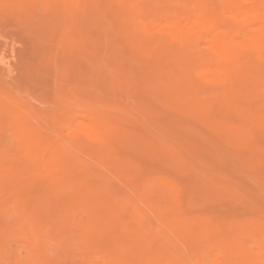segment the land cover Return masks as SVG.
<instances>
[{
    "label": "bare ground",
    "instance_id": "6f19581e",
    "mask_svg": "<svg viewBox=\"0 0 264 264\" xmlns=\"http://www.w3.org/2000/svg\"><path fill=\"white\" fill-rule=\"evenodd\" d=\"M17 1V0H16ZM20 1H22L21 3H22V5H24L25 6V4H26V6L25 7H27V10H26V8L24 7L23 8V6H22V10H26V12L25 13H27V12H29L28 14H24V12L22 11L21 12V10L19 11V9H20V7H21V4H20V7L18 8V12H16V13H18V14H20L21 15V17L19 16V15H17V16H19L20 18H21V20L25 17V16H27L28 18H26L25 17V20L27 21V19H30V18H32V16L31 17H29L30 15H31V13L30 12H34L35 11V9L34 8H31V7H35L36 5H38V3H39V1H41V0H20ZM44 2H45V5L47 6V7H49V9H53L54 8V10H52V11H54V13H53V16H52V18H50V20H48V21H46V22H48L47 24H46V29H47V27L48 28H50V29H52V30H54L55 32H57L56 30H58V29H60V32H59V37H60V34H61V37H60V41L62 42V43H64V42H66L67 41V37H68V34H69V31H70V33H72L71 31L74 29H72L71 30V28H68L69 26H63V27H60L58 24H57V19H58V21H60L59 20V18H58V16H57V14L56 13H58V12H60L61 10H62V12H60L61 14L63 13V18H64V22H65V19H66V21H68V20H70L71 21V15L72 14H75L74 15V17H79L77 14H80V11H81V9H83V11H82V13H84V12H86L87 11V5L89 4V1H88V4H86V7H84L85 5H84V1L85 0H43ZM99 1V3H102V2H100V1H103V0H98ZM110 1H112L113 3L112 4H114L112 7H114V6H116V7H114V9L116 8L117 10H113V8H111V7H109L108 6V0H104V2H106L105 4L104 3H102V6L99 8L100 9V11L102 12V13H104V10H102L101 8H103L104 6H105V8H103V9H106V8H108L107 9V11L109 10V9H112L113 10V12H117L115 15L113 14V12H107L108 13V15L110 14V15H112L114 18V20H113V25L111 24V22L109 23L108 22V25L107 24H105V22L104 23H102L101 21H108L109 19L107 18V17H105V16H107V14H101L102 16H103V18L105 17V18H107V19H102V17H101V19H100V15H98L99 16V18L97 17V15L96 14H100L101 12L99 11V9L96 11V9H95V11H94V13H96V14H94L95 15V19H96V17H97V19H100L99 21L100 22H98V23H95L94 22V20L92 21V22H89V27L91 28V29H93V30H97L96 32H94V35L98 32L100 35H99V40L100 41H102L103 40V45H106V47L109 49V46L110 45H112L111 47H113L114 46V44H112V42H113V35H112V33L110 32V31H112L111 30V26H110V24L112 25V27L113 28H117V31H118V33H119V35H118V37H120L121 39H120V41L119 42H121V40L123 41V42H126L127 44H128V46L130 47V50L134 53V54H138V53H140L141 52V50H149V51H152L154 54L156 53V52H159V51H163L164 52V54L166 55V54H171L170 55V57H171V59L172 58H175L176 57V55L173 57L172 55L175 53V50H176V52L177 53H184L185 54V56L183 57V58H185V59H183V58H179L180 60L179 61H176V62H178V65L180 64V65H183V64H185L186 65V63H189L190 62V64H191V62L193 61H198V63H199V66H200V69H198L199 71H198V74H199V76H200V78L201 79H203L205 82H206V85H205V87L206 88H208V89H210V90H208V91H210L211 92V90H214V95H213V92H211L212 93V98L214 99V101H215V103L217 104V100H219V102H221V101H223L224 103H225V108H227L226 109V111L230 108V110H229V112L231 113L232 111L234 112V110H235V108L237 107L236 105H234V101H233V103H232V101H231V99L233 98V99H236L235 97V93L236 94H239V93H242V94H245L248 90H250V87H249V89H248V87H247V85H248V82L252 79V71H253V67L251 66L252 65V59H257V61H258V63H260V65H261V67L263 68V70H264V0H220L221 2H222V5L219 7H217V5H219V4H214V7H210L209 5H210V3L211 2H207V0H175V2H176V5L174 6V5H172L170 2V4L173 6V7H171V6H169V3H168V0H167V2L165 1L163 4H168L167 5V7L166 8H168L167 10H166V8H164V11L166 10V11H168L167 13H166V11H165V13H164V11L163 10H158L155 6H150V5H152V4H150L151 2H150V0H145V2H144V0H110ZM155 1V0H154ZM210 1V0H209ZM213 2L214 1H216V0H212ZM2 2H3V0H2ZM10 2V1H9ZM8 2V0L7 1H5V3L7 4V3H9ZM15 2V1H14ZM43 2V3H44ZM91 2H93V3H91ZM146 2L149 4V5H147L146 4ZM156 2V1H155ZM183 2H186V4H185V6H184V8H182V5H181V3H183ZM212 2V3H213ZM217 2V1H216ZM4 3V2H3ZM2 3V4H3ZM11 3V2H10ZM13 3V2H12ZM55 3V5L53 6V4ZM86 3H87V0H86ZM90 3L91 4H94V6H96L98 3H97V0H91L90 1ZM96 3V4H95ZM111 3V2H110ZM209 3V4H208ZM211 3V4H212ZM15 4H16V2H15ZM57 4V5H56ZM58 4H59V6H58ZM4 5V4H3ZM11 5V4H10ZM43 5V4H42ZM84 5V6H83ZM104 5V6H103ZM111 5V4H110ZM216 5V6H215ZM2 6V5H1ZM9 6V5H8ZM13 6H14V4H13ZM16 6V5H15ZM39 6V5H38ZM56 6V7H55ZM58 6V7H57ZM180 6V7H179ZM37 7V6H36ZM82 7V8H81ZM170 7V8H169ZM12 8V7H11ZM11 8H10V13H11ZM28 8H29V10H28ZM31 8V9H30ZM59 8H60V10H59ZM86 8V9H85ZM93 8V7H92ZM159 11L158 12V14H157V10ZM6 11H8L6 8H4ZM9 9V8H8ZM34 10V11H31V10ZM40 10H41V8H39ZM38 9V10H39ZM162 9V8H161ZM48 9H46V10H44L45 12L47 11ZM84 10H86V11H84ZM90 10H92V9H90ZM37 11V10H36ZM35 11V12H36ZM44 11L43 12H41L42 14L44 13ZM89 11V10H88ZM156 11V12H155ZM1 12V11H0ZM2 12L4 13L5 11H3L2 10ZM1 12V13H2ZM14 12V11H13ZM19 12H21V13H23V14H21V13H19ZM100 12V13H99ZM160 12H162V14L160 13ZM7 13V12H6ZM6 13H4V14H6ZM9 13V12H8ZM9 13V14H10ZM38 13H40L39 11H38ZM105 13H106V11H105ZM157 14V15H155V14ZM165 15H164V14ZM86 14H87V12L85 13V16H86ZM22 15H25L24 17L22 16ZM32 15H35V14H32ZM44 16H46V15H49L48 13L47 14H43ZM43 15H41L40 16V14L38 15V14H36V16H34L33 18H32V20L30 19V21H33V19H34V23L36 22V20H35V18L36 17H40V19H42L41 17H43ZM58 15H59V13H58ZM77 15V16H76ZM2 15L0 14V17H1ZM4 16V15H3ZM11 16H14V14L12 15V13H11ZM60 16V15H59ZM69 16H70V18H69ZM73 16V15H72ZM81 16H83L84 17V15H81ZM87 16H89V15H87ZM111 16V17H112ZM48 18H49V16H47ZM18 18V17H17ZM44 18V17H43ZM47 18V19H48ZM88 18V20H89V17H87ZM92 18V17H91ZM93 18H94V16H93ZM39 18H37V20H38ZM39 19V20H40ZM45 19H46V17H45ZM0 20H3V19H0ZM20 20V21H21ZM24 20V21H25ZM44 19H42L41 21H43ZM62 20V19H61ZM82 20V19H81ZM23 20H22V22H24ZM29 21V20H28ZM63 21V20H62ZM69 21V22H70ZM73 18H72V21H71V24L73 23ZM83 21H85L86 22V20H83ZM95 21H97V20H95ZM44 22V21H43ZM68 22V23H69ZM26 23V22H25ZM45 23V22H44ZM88 23V22H87ZM87 23H84L85 25H87ZM101 23V24H100ZM29 24V23H28ZM66 24V23H65ZM25 25V24H24ZM61 25H62V23H61ZM68 25H70V24H68ZM7 26H8V24H7ZM14 26V25H13ZM27 26V28L29 29V27H30V30H32L31 29V27L33 26L34 28H37V26L35 27L34 25H26ZM39 26H41V27H43L44 25H41V23H40V25ZM39 26H38V29H39ZM77 25H75L74 27H76ZM41 27H40V29H41ZM73 27V26H72ZM9 28V27H8ZM77 28H79V27H77ZM112 28V29H113ZM38 29H33L34 30V32H39L38 31ZM43 29V28H42ZM9 30V29H8ZM115 30V29H114ZM10 31V30H9ZM18 31V30H17ZM79 31V30H78ZM33 32V33H34ZM40 32L42 33V30H40ZM46 32V31H45ZM73 32H74V30H73ZM11 33H13V32H11ZM22 33V32H21ZM115 33V32H114ZM17 34H18V32H17ZM90 34V33H89ZM93 34V33H92ZM2 35V34H1ZM5 35V34H4ZM50 35V34H49ZM75 35V34H74ZM3 36V35H2ZM18 36V35H17ZM35 36V35H34ZM33 36V37H34ZM37 37L39 36V35H36ZM47 36V35H46ZM51 36H52V34H51ZM83 36V35H82ZM13 37V36H12ZM21 37V36H20ZM43 37V36H42ZM74 37H76V36H74ZM1 38V37H0ZM22 38H23V36H22ZM85 38V37H84ZM4 39H7V38H3L2 40H4ZM9 39H10V36H9ZM12 39H14V38H12ZM32 39V38H31ZM39 39V38H38ZM41 39V38H40ZM52 39V38H51ZM50 40V39H49ZM55 40V39H54ZM7 41V40H6ZM35 41V40H34ZM29 42H31V40L29 41ZM40 42H41V40H40ZM99 42V41H98ZM2 43V42H1ZM5 43V42H4ZM10 43V42H9ZM37 43V42H36ZM35 43V44H36ZM46 43V42H45ZM78 43H79V41H78ZM93 43V42H92ZM100 43V42H99ZM10 44H12V43H10ZM38 44V43H37ZM40 44V43H39ZM57 44V43H56ZM60 44V43H59ZM58 44V45H59ZM65 44V43H64ZM86 44V43H85ZM121 44H122V42H121ZM3 45V44H2ZM31 45H32V43H31ZM30 45V46H31ZM78 45V44H77ZM116 45H118V42L116 43ZM13 46V45H12ZM41 46V45H40ZM40 46H38V47H40ZM80 46V48H81V45H79ZM78 46V47H79ZM100 46V45H99ZM119 46H120V44H119ZM128 46H127V48H128ZM203 46V50H205L204 52L203 51H201L200 50V48ZM2 47V46H1ZM32 47V46H31ZM47 47V46H46ZM64 47V46H63ZM77 47V46H76ZM83 47V46H82ZM86 47H88V46H86ZM90 47V46H89ZM89 47H88V49H89ZM98 47V46H97ZM115 47V46H114ZM123 47V46H122ZM126 47V46H125ZM16 48V47H15ZM42 48V47H41ZM40 48V49H41ZM66 48H67V46H66ZM69 48V47H68ZM117 49L118 48H120V47H116ZM124 48V47H123ZM126 48V49H127ZM177 48H181V50L182 51H178L177 50ZM43 49V48H42ZM86 50H87V48H85ZM122 49V48H121ZM202 49V48H201ZM110 50V49H109ZM128 50V49H127ZM5 51H6V48H5ZM13 51V50H12ZM22 51V50H21ZM36 51V50H35ZM42 51V50H41ZM49 51V50H48ZM68 51V50H67ZM89 51V50H88ZM119 51V50H118ZM10 52V51H9ZM51 52H52V50H51ZM105 52H109L107 49L105 50ZM111 52H113V51H111ZM6 53V52H5ZM5 53H3V54H5ZM39 53V52H38ZM85 53V52H84ZM142 53V52H141ZM152 53V54H153ZM159 53H161L160 55H162V52H159ZM11 54V53H10ZM34 54V53H33ZM47 54V53H46ZM163 54V55H164ZM1 55V54H0ZM58 55V54H57ZM56 55V56H57ZM62 55V54H61ZM79 55H81V54H79ZM37 56V55H36ZM39 56V55H38ZM98 56V55H97ZM100 56V55H99ZM98 56V57H99ZM141 57H142V60H144V62H145V60H150L149 59V57L147 56V58L146 59H144V55H140ZM178 56V55H177ZM180 56H181V54H180ZM180 56H178V57H180ZM3 57H5V56H3ZM41 57V56H40ZM48 57V56H47ZM93 57V56H92ZM91 57V58H92ZM102 57H104V56H102ZM162 57V56H161ZM168 57V56H167ZM15 58V57H14ZM38 58V57H37ZM65 58V57H64ZM1 59V58H0ZM5 59V58H4ZM12 59V58H11ZM41 59V58H40ZM69 59V58H68ZM72 59V58H71ZM94 59H95V57H94ZM104 60L102 61V64L104 65V66H108L109 67V69H111L110 67H111V65H110V63H109V61H106V62H104L105 61V58H103ZM127 59V58H126ZM157 59V58H156ZM168 59H170V58H168ZM178 59V58H177ZM183 59V60H182ZM139 60V59H138ZM147 60V61H148ZM35 61H37V60H35ZM101 61V60H100ZM1 62H2V60H1ZM8 62V61H7ZM6 62V63H7ZM46 62V61H45ZM57 62H59V61H56L55 63H57ZM92 62H93V60H92ZM120 62L121 61H119V64L117 63V62H115L116 63V65L118 64V65H120ZM124 62V61H123ZM151 62V61H150ZM152 62H153V60H152ZM152 62H151V64H152ZM161 62V61H160ZM169 62V61H168ZM192 62V63H193ZM255 61H253V63H254ZM4 63V62H3ZM41 63V62H40ZM44 63V62H43ZM63 63V62H62ZM83 63V62H82ZM157 63V62H156ZM161 63H164V62H161ZM195 63V62H194ZM193 63V64H194ZM255 63H257V62H255ZM21 64V63H20ZM49 64V63H48ZM47 64V65H48ZM113 64H114V62H113ZM112 64V65H113ZM160 64V63H159ZM170 64H173V62L172 63H170ZM5 65V64H4ZM10 65V64H9ZM16 65V64H15ZM63 65V64H62ZM117 65V66H118ZM184 65V67H186V68H188L187 66H185ZM21 66H24V65H20V67ZM43 66V65H42ZM41 66V67H42ZM86 66V65H85ZM162 66V65H161ZM167 66V65H166ZM169 66V65H168ZM176 66H177V64H176ZM191 66V65H190ZM38 67H39V65H38ZM76 67V66H75ZM148 67V66H147ZM155 67H157V66H155ZM163 67V66H162ZM164 67H165V64H164ZM173 67V66H172ZM183 66H181L180 68H184ZM195 67V66H194ZM9 68V67H8ZM50 68V67H49ZM57 68V67H56ZM55 68V69H56ZM79 68V67H78ZM118 68V67H117ZM185 68V70H187ZM22 69V68H21ZM41 69H43V67L41 68ZM58 69V68H57ZM90 69V68H89ZM149 69H151V68H149ZM171 69V68H170ZM15 70V69H14ZM59 70V69H58ZM72 70V69H71ZM113 70V69H112ZM130 70V69H129ZM152 70V69H151ZM153 70H154V68H153ZM152 70V71H153ZM179 70V69H178ZM184 70V69H183ZM193 70V69H192ZM81 71V70H80ZM90 71V70H89ZM91 71H93V70H91ZM104 71V70H103ZM116 71H118V70H116ZM115 71V72H116ZM165 72H160V71H158V70H156V71H153L152 72V74H151V77L149 78L150 80H151V82L154 80H156V82L158 81V82H160V83H162V81H163V79H164V77L166 78H168L167 79V82L169 81V79H170V86H168V87H166L167 89H166V91H168V89L170 88L171 89V93H170V98H171V101H172V104H171V102L169 101V102H167L168 101V99H167V101H164V103H166L167 102V104H166V106L164 105V103H158L157 105H159V106H162L163 107V105H164V110L163 111H161V117L163 116V113L162 112H164L165 111V113H166V109H168V107L170 108L171 106H168V104H171V105H174V106H172L171 108L173 109V111L171 110V109H168V110H170L169 112L171 113V111H172V113L176 110V113H173V114H167V115H169V121L171 122V123H173L172 122V117H170V115H174V114H178V116H177V118L179 117L180 118V116L182 117V118H186V121L188 120V116H185V117H183V115H185V112L187 111V109L188 110H190L188 107H190V108H192V107H195V109H193V112H196L195 113V115L197 114L198 115V113H197V111H199V108L200 107H202V108H204V107H208V106H205V104H203L199 99H197V98H195V96L198 94V93H196V92H198V91H195V90H197L198 88H195L194 87V84H193V87H191V89L189 88V89H187L186 91H189L190 90V94L188 93L187 95H183L182 94V91H183V88L182 87H184V85L185 84H183V83H180L179 81H180V79H178L177 78V76L173 73V71H166V70H164ZM3 72V71H2ZM39 72V71H38ZM52 72V71H51ZM69 72V71H68ZM73 72V71H72ZM87 72V71H86ZM167 72V73H166ZM194 72V71H193ZM40 73V72H39ZM57 73H58V71H57ZM92 73V72H91ZM95 73H96V71H95ZM94 72H93V74H91V76L90 77H95L98 73H99V75H101L100 74V71L98 72V70H97V74H95ZM118 73V72H117ZM133 73V72H132ZM181 73V72H180ZM59 74H60V72H59ZM76 74H78V73H76ZM166 74L168 75V76H166ZM4 75V74H3ZM39 75V74H38ZM46 75V74H45ZM55 75V74H54ZM140 75V74H139ZM164 77H163V76ZM259 75H260V73H259ZM15 76V75H14ZM47 76V75H46ZM56 76H58V75H56ZM66 76V75H65ZM107 76V78L106 79H109L110 81V83L112 82V85L113 84H115L116 85V82H117V87L116 88H119L118 87V84H119V76H117V75H115L114 74V72H112V71H110L109 70V72H108V74L106 75ZM137 76V75H136ZM146 76H148V75H146ZM195 76V75H194ZM197 76V75H196ZM195 76V77H196ZM40 77V76H39ZM80 77V76H79ZM118 77V78H117ZM126 77V76H125ZM139 77V76H138ZM137 77V78H138ZM256 77H258V75L256 76ZM48 78V77H47ZM103 78H104V76H103ZM103 78H101V83H99L100 82V79H99V82H94V84H96V83H99V84H103L104 85V83H103ZM120 78H124V77H120ZM163 78V79H162ZM180 78V77H179ZM181 78H184V77H181ZM186 78V77H185ZM76 79V78H75ZM115 79H118L117 81L115 80ZM132 79H134V78H132ZM136 79V78H135ZM139 79H141V80H143V78L140 76V78ZM145 79V78H144ZM178 79V80H177ZM5 80V79H4ZM7 80V79H6ZM6 80H5V82H6ZM103 80V81H102ZM112 80V81H111ZM114 80H115V83H114ZM146 80V79H145ZM144 80V81H145ZM149 80V81H150ZM189 79H187L186 81H188ZM7 81H9V80H7ZM50 81V80H49ZM77 81V80H76ZM79 81V80H78ZM106 81V80H105ZM128 81V83L127 84H131V83H134V82H131V80L129 81V79L127 80ZM133 81V80H132ZM148 81V80H147ZM166 81V80H165ZM174 81V82H173ZM190 81V80H189ZM252 81H254V82H256V80L255 79H253ZM120 82H121V80H120ZM146 82V81H145ZM145 82H142L143 84H144V88L147 86V85H145ZM155 82V83H156ZM164 82V81H163ZM190 82H192V81H190ZM4 83V82H3ZM7 83V82H6ZM76 83V82H75ZM151 83V87H150V89L152 90V88H153V86H154V88L157 90V93H153V94H151L152 96L155 94H160V93H164V92H162V90H164V88L162 87L163 86V84L160 86V84L159 83ZM165 83V82H164ZM172 83V84H171ZM245 83H247V85H245ZM67 84V83H66ZM91 84H93V82L91 83ZM93 84V85H94ZM121 84H122V82H121ZM121 84H119V85H121ZM124 84V83H123ZM122 84V87L124 86ZM142 84V85H143ZM155 84V85H154ZM173 84H174V86H173ZM202 84V83H201ZM251 84H254V83H251ZM73 85V84H72ZM87 85V84H86ZM90 85V84H89ZM102 85V86H103ZM106 85V84H105ZM104 85V86H105ZM111 84H110V86H112ZM141 85V86H142ZM165 85H168V83H166ZM172 85V86H171ZM207 85L209 86V87H207ZM249 85H250V83H249ZM9 86V85H8ZM95 86V85H94ZM102 86H99L98 85V87H97V85H96V90H98V88H99V90H101L100 89V87L102 88ZM104 86H103V90H104ZM107 87V88H111V87ZM128 87L129 86H131V88L130 89H132V88H135V87H132V85H127ZM223 87L224 88V90H223V93L222 94H219V91H218V89L220 90L221 89V87ZM253 86V85H252ZM258 86V87H257ZM261 87V89L263 90L262 92H264V80H262L261 82H260V85H256V87L259 89L260 87ZM13 87V86H12ZM11 87V88H12ZM56 87H58V86H56ZM65 87V86H64ZM78 87V86H77ZM115 88V86L113 85L112 86V88ZM165 87V86H164ZM173 87V88H172ZM197 87V86H196ZM199 87H201V86H199ZM219 87V88H218ZM247 87V88H246ZM55 88V87H54ZM66 88V87H65ZM76 88V87H75ZM89 88V87H88ZM105 88H106V86H105ZM107 88H106V90H107ZM126 88V87H125ZM125 88H123V89H125ZM214 88V89H213ZM254 88H255V85L253 86V88L251 89L252 91V93H253V90H254ZM257 88H256V90H257ZM13 89H15V88H13ZM18 89V88H17ZM20 89V88H19ZM26 89V88H25ZM28 89V88H27ZM57 89V88H56ZM58 89H60V88H58ZM69 89H72V88H69ZM128 89V88H127ZM145 89H147V88H145ZM154 89V90H155ZM172 89H173V92H172ZM201 89H203L202 87H201ZM246 89H247V91H246ZM74 90V89H73ZM98 90V91H99ZM122 90V89H121ZM149 90V89H148ZM147 90V91H148ZM256 90H254V91H256ZM80 91H82V90H80ZM86 91V90H85ZM131 91V90H130ZM184 91H185V89H184ZM186 91L184 92L185 94H186ZM258 91V90H257ZM26 92V91H25ZM57 92H59V90H57ZM61 92V93H60ZM60 92L58 93V94H62V89H60ZM100 92V91H99ZM160 92V93H159ZM221 92V91H220ZM262 92H258L257 94L255 93V95H257L258 96V94H261L260 95V97H264V95L262 96ZM24 93V92H23ZM22 93V94H23ZM79 93V92H78ZM117 93V92H116ZM119 93V92H118ZM123 93V92H122ZM131 93L133 94V93H135V91H131ZM130 93V94H131ZM143 93V92H142ZM141 93V94H142ZM146 93L147 92H145L144 93V95H146ZM149 93H150V91H149ZM248 93V92H247ZM250 93V92H249ZM248 93V94H249ZM252 93H250V95L252 96ZM21 94V95H22ZM26 94H29V92H26ZM31 94V93H30ZM30 94H29V97H30ZM74 94V93H73ZM98 94H100V93H98ZM102 94V93H101ZM129 94V96H131ZM158 95L157 97H156V99H155V102H158V101H156L157 99L159 100V102H162V98H161V96H163V98H164V100H166L165 99V97L166 98H169L168 97V93H165L166 94V96L165 95ZM205 95H206V93H204ZM204 94H201L200 93V96L199 95H197V96H199V97H201V96H203ZM65 95V94H64ZM117 95V94H116ZM143 95V94H142ZM204 95V96H205ZM234 95V96H233ZM240 95V94H239ZM250 95H247V97H249ZM7 96V95H6ZM23 96V95H22ZM61 96V95H60ZM69 96V95H68ZM68 96H66V98H64V99H67V97ZM128 96V95H127ZM165 96V97H164ZM201 97V98H204V101L206 102V99L208 98V96H206V97ZM233 96V97H232ZM2 96H0V99H4V97L3 98H1ZM62 97L63 96H61L60 98H61V102H62V100H64V99H62ZM72 97V95L70 96V98ZM74 97V96H73ZM78 97V96H77ZM105 97V96H104ZM134 94H133V96L131 97L132 98V102H133V100H134ZM143 97V96H142ZM146 96H144V98H145ZM150 97V96H149ZM154 97V96H153ZM159 97V98H158ZM239 97V96H238ZM237 97V98H238ZM246 97V99L247 100H249L248 98ZM17 98V97H16ZM19 98V97H18ZM70 98H68V99H70ZM75 98V101H76V99L78 100V101H76V102H79V99L78 98H76V97H74ZM128 97H126V98H124L123 97V99H125V100H130L129 98L127 99ZM151 98V97H150ZM149 98V99H150ZM206 98V99H205ZM256 98V97H255ZM262 98H261V100H262ZM67 99V100H68ZM73 99V98H72ZM119 99V98H118ZM260 99V98H259ZM258 99V100H259ZM66 100V101H67ZM109 100V99H108ZM148 99H146V101H147ZM151 100V99H150ZM149 100V101H150ZM161 100V101H160ZM170 100V99H169ZM201 100H203V99H201ZM209 100V99H208ZM255 100V99H254ZM264 100V99H263ZM4 101V100H3ZM6 101V100H5ZM4 101V103H6ZM8 101V100H7ZM65 101V100H64ZM63 101V102H64ZM62 102V103H60L61 105L62 104H67V106L71 103H74L73 105H75V102H71V101H73V100H71L70 99V102L69 103H67V102ZM83 100H81V103H83L82 102ZM128 101H127V103H128ZM144 101H145V99L143 100V103H144ZM145 101V103H147ZM211 101V100H210ZM217 101V102H216ZM236 101H238V100H236ZM240 101V100H239ZM251 101V100H250ZM15 102V101H14ZM28 102V101H27ZM26 102V103H27ZM36 102H38L37 100H36ZM36 102H34L35 104H36ZM114 102V101H113ZM154 102V101H153ZM152 102V104L153 105H155L156 106V103L154 104ZM223 102H221V103H218L217 104V106H218V108H219V106H220V104H222ZM249 102V101H248ZM264 102V101H263ZM262 102V103H263ZM0 103H1V101H0ZM11 103V102H10ZM26 103H24V105L26 104ZM39 103V102H38ZM211 103V102H210ZM210 103H208V105L210 104ZM215 103H212L211 104V107L213 106V104H215ZM237 102H235V104H236ZM241 103V102H240ZM250 103V102H249ZM257 103H260L261 105H262V103H261V101H258ZM257 103H255V105L257 104ZM2 104H3V102H2ZM1 104V105H2ZM16 104H17V102H15V107H16ZM18 104L20 105V102H18ZM66 104L64 105L65 107H67L66 106ZM78 104V103H77ZM90 104V103H89ZM123 104V103H122ZM133 104H136L135 103V101L133 102ZM163 104V105H162ZM0 105V106H1ZM12 104H10V106H11ZM41 105H43V104H41ZM58 105V104H57ZM56 105V106H57ZM86 105H88V104H86ZM118 105V104H117ZM125 105H127L126 103H125ZM129 105V104H128ZM131 105H132V103H131ZM138 105V104H137ZM145 105V104H144ZM143 105V106H144ZM148 105H150V103L148 102ZM147 104H146V106H148ZM239 105V104H238ZM241 105V104H240ZM238 106L237 108H236V111L233 113H229L228 111L226 112V111H224L225 110V108L223 107V111L224 112H226V113H224L223 112V114L224 115H221L222 113V109L221 108H219V111H218V109H217V107H216V109H217V115L219 114V112L221 113L220 115H221V119H219L218 117L219 116H216V115H213V113L214 112H216V111H212L211 112V110H215V107L213 106V109L211 108H205V110H206V112L208 113V111L209 112H211L210 113V115L212 114L213 116H211L210 118H213V117H215L216 119H215V121L214 122H212L211 121V119L209 118V115L207 114V113H205V114H207V115H205L204 113H203V111H201V115H198V119L199 118H201V116L204 114L205 116H206V118H204V115L202 116L203 118H201V120L202 119H204V121L203 122H200V121H196L197 120V118H196V120L194 121V120H192L193 118H195L194 116V114H193V112L191 113L192 114V116H193V118L192 119H189V121H188V123H186L185 122V120L184 119H182V120H184V122L187 124L186 126H189V127H195V130L197 131V132H200V131H198L197 129H202V127H206V125H207V129L209 130V126H210V131H208L207 129H204L203 131H205V133L202 131V133H204L206 136H207V134H210V133H212V131H213V133H212V135L210 134V136H212V137H216L217 139H219V138H222V137H226L227 138V144H225V142H223L224 144V146L223 147H225V145L226 146H228L229 144H233L234 145V143H237V146L239 147H242V148H245L246 150H247V154H245L244 153V155H243V157L245 156H247V159H245V158H242V156L240 157L239 155H242L243 153H236V152H233V150H232V148H233V145H232V147H231V149L229 148V150H227V149H224V150H222L223 149V147L221 148V149H219L218 147V150L220 151V152H222V153H225V155H223V157L222 156H220L219 154H217L216 152V154L217 155H219L220 157H222L224 160H222V163H221V159H220V162L219 161H217L218 160V158L214 161V163L215 162H219V166H217L218 167V169L220 170V168L219 167H221L222 166V164H224V169L226 170V167L227 168H230V164L228 163H226L228 160H227V158L225 157V156H227V155H229L230 153H226V150H227V152H231V150H232V155H231V159H232V156H233V158H234V160H232L231 161V164H233V167H234V172H235V170L237 171V163H238V161H237V159L235 160V157H240V159L242 158V165H241V168H243V170L240 168V170H241V173L240 174H242V176H243V173H244V175L247 177V179L249 178V176H247L248 175V173H246V172H249L250 170H249V168H254V166L255 165H253L254 163H257V166H255V168L256 169H251L252 171H253V173L250 171V173H249V175H251V174H253V175H251L250 176V178L249 179H253V178H255V177H257V174H259V173H256L255 172V174H254V170H256V171H258V172H260L261 174H262V172L264 173V166H261V165H263L264 163H263V160L264 159H262V158H260V155H262L263 157H264V148H262L261 146H259L261 143L260 142H262V141H260V139H258L257 137H260L261 136V138H262V136L264 137V129H263V131L261 130V132H259V133H261V135L260 136H258L257 135V139H258V141H259V143L258 142H256V140H255V138H254V140H253V142H251L252 141V136H251V134H249V133H251L250 131H251V127H249L250 129H249V133H248V131L246 130L247 129V127H245V125H246V122L244 123V122H242L241 121V123H240V125L241 126H238L239 128V130L238 129H236L237 127V125L238 124H236L237 123V117L239 116V114H236V112L237 113H240V111H239V109H240V107H242V106ZM244 105V104H243ZM8 106V105H7ZM13 106V105H12ZM72 106V105H71ZM89 106V105H88ZM93 106V105H92ZM152 106V105H151ZM159 106H156V107H153V109L154 108H156L155 110H157V108L159 107ZM168 106V107H167ZM176 106V107H175ZM224 106V105H223ZM247 107L246 108H249L250 109V107L248 106V105H246ZM258 106V105H257ZM257 106H255V107H257ZM260 106V105H259ZM3 107H4V105H2V107H0V110L2 109L3 111L4 110H6V106L4 107L5 109H3ZM9 107V106H8ZM7 107V108H8ZM28 107H30V104H29V106ZM46 107V106H45ZM123 107H124V105H123ZM149 107V109L150 108H152V107H150V106H148ZM165 107H167L166 109H165ZM175 107V108H174ZM178 107H180V109L182 110V111H185V112H181L180 113V109L179 110H177L176 108H178ZM182 107H186V110H183L182 109ZM196 107H199V108H196ZM220 107H222V106H220ZM235 107V108H234ZM245 107V106H244ZM10 108H13V107H9L8 109H10ZM22 108H24V107H22ZM26 108V107H25ZM25 108H24V110H25ZM59 108V107H58ZM67 108H70L71 109V107H67ZM72 108H74V107H72ZM76 108V107H75ZM81 108V107H80ZM79 108V110L81 111V109ZM136 108V107H135ZM201 108V109H202ZM234 108V109H233ZM246 108H245V110H246ZM262 108V107H261ZM260 107H259V109H261ZM263 108H264V105H263ZM262 108V109H263ZM14 109V108H13ZM28 109V108H27ZM26 109V110H27ZM40 109V108H39ZM78 109V108H77ZM77 109H75V115L77 116V114H76V110ZM86 109V108H85ZM84 109V110H85ZM88 110H89V108H87ZM110 109H111V107H110ZM158 109H160L161 110V107L160 108H158ZM163 109V108H162ZM175 109V110H174ZM185 109V108H184ZM221 109V110H220ZM256 109V108H255ZM258 109V108H257ZM257 110V112L258 111H261V110ZM21 110V109H20ZM61 110V109H60ZM69 110V109H68ZM91 110V109H90ZM112 110V109H111ZM117 110V109H116ZM146 110V109H145ZM154 110V111H155ZM160 110L158 111V112H160ZM168 110H167V113H168ZM195 110V111H194ZM232 110V111H231ZM239 112H238V111ZM264 110V109H263ZM9 111V110H8ZM8 111H4V112H8ZM28 111V110H27ZM29 111H33V109L31 110V109H29ZM34 111H36L37 112V114H38V110L36 109V110H34ZM33 111V113H35ZM72 111V110H71ZM115 111V110H114ZM177 111H179V112H177ZM247 111V110H246ZM245 111V112H246ZM256 111V110H255ZM254 111V112H255ZM4 112H1V113H4ZM19 112V111H18ZM17 112V113H18ZM70 112V111H69ZM68 112V113H69ZM79 112V111H78ZM109 112H110V110H109ZM112 112V111H111ZM110 112V113H111ZM120 112V111H119ZM157 112V111H156ZM189 112L190 111H188V114L187 115H189V116H191L190 114H189ZM200 112V111H199ZM17 113H16V115H17ZM26 112L24 111V113L23 114H25ZM28 113V112H27ZM26 113V114H27ZM31 114L30 115H32V112H30ZM70 113H72V112H70ZM74 113V112H73ZM85 113V112H84ZM114 113V112H113ZM115 113H118V112H115ZM227 113H229V114H227ZM259 113V112H258ZM258 113H256V115H258ZM261 113V112H260ZM260 113H259V115H258V117L257 116H255V118L257 117V119L260 117L261 118V116H260ZM264 113V112H263ZM263 113H261V115L262 116H264V114ZM15 114V113H14ZM14 114L12 115V117H11V119L13 118V116H14ZM21 114H22V110H21ZM20 114V115H21ZM36 114V113H35ZM35 114H33V115H35ZM36 114V115H37ZM67 114V110H65V114H63V115H66ZM129 114V113H128ZM157 114V113H156ZM158 114H160V113H158ZM179 114H183V115H180L179 116ZM226 114V115H225ZM232 114H236V115H238V116H236V115H234V116H236V120H235V118H234V116H233V118H234V122L235 123H233V127L232 126H230V125H227L226 124V122H223V121H221L223 118H222V116L223 117H226L225 119H227V115L228 116H232ZM246 114H247V112H246ZM4 115H5V113H4ZM15 115V116H16ZM29 115V114H28ZM70 114H67L66 116H69ZM80 115V114H79ZM130 115V114H129ZM243 115V114H242ZM241 115V116H242ZM244 115H245V113H244ZM255 115V114H254ZM2 116V115H1ZM0 116V117H1ZM26 117H27V115H25ZM48 117H50V115H47ZM52 116V115H51ZM57 116V115H56ZM66 116H65V118H66ZM160 119H161V117L159 116V115H157ZM156 116V117H157ZM245 116H247V115H245ZM253 116V115H252ZM19 117V118H18ZM25 117V118H26ZM31 117V116H30ZM29 117V118H30ZM33 117V116H32ZM31 117V118H32ZM60 117V116H59ZM61 117H64V116H61ZM70 117H71V120H73L72 118L73 117H75V116H71L70 115ZM78 117V116H77ZM80 117V116H79ZM132 115L130 116V119H132L133 120V123H134V118L132 117ZM141 117H143V116H141ZM207 117H208V119H207ZM10 118V117H9ZM16 118V117H15ZM17 118L18 119H16L17 120V126H20V137H18V145H19V147H21V152L23 151V155L22 156H24L25 157V159L24 160H27V161H29V165L31 166V167H34V168H36L38 171L37 172H39L41 169L43 170V171H40V175H43L42 173L44 172V175L43 176H40V177H42L41 178V180L42 181H44L43 183L44 184H46V186L44 185V187H47L46 188V190L48 189V192H51V189L49 188V186H48V184L51 182V181H53V182H51L53 185H50L51 186V188H52V186L54 187V185L56 184V179L58 180V182H60V180L61 179H59L58 177H61V178H66V177H71L72 176V174H71V172H75L76 170L78 171L77 173L79 174L78 175V177H77V175H75L76 176V179L75 180H77L78 178H80V180H78L77 182L74 180V178L72 177L71 179H73V180H69L68 181V187H70V188H73L72 190L71 189H69L68 187H67V189L65 188H63L62 189V191L61 192H63V190L65 191V192H67L68 191V194L70 195V193H69V190L70 191H74L75 189V191H77L76 192V194H81V198L83 199V200H81V199H79V198H77L76 197V199H74V197H72V198H70L71 197V195H70V197H68V198H70L71 200H73L74 202L73 203H75L76 202V200L77 199H79L82 203H83V205H84V207H79V208H82V210H81V212H82V215L83 216H85L86 217V213H88L87 211L88 210H90V211H92L91 212V214L87 217V219L85 220V217H84V219H82L83 218V216L79 219L78 217L76 218L75 216H74V214H76L77 212L80 214L81 212H79L78 210L79 209H77V212L76 213H74L75 211L72 209L73 208V206L71 205V210L68 208V206L67 205H69V204H67V202H66V204H64L63 206L64 207H61V206H59L58 208L56 207V206H54V205H52V204H57L58 205V203H55V201H51L52 202V204L50 203V199L47 197V193H45V190H42V189H44V187L43 186H41V187H43V188H38V190H40V192L42 191V193L44 192V194H41V196H40V194H38V196H36V198H34L35 199V201H36V204H34V207H35V205H37V209H38V207L39 208H41L42 209V207H44V209L45 210H48V211H50V212H52L53 213V215L54 216H59V215H61V217H63L62 219L64 220V221H67L68 223V225L69 224H71V226H73V227H71L72 229H74V227L76 228V232H73V233H75L74 234V237L76 236V238H78L77 237V235H76V233L78 234V235H80L79 236V238L81 237L82 239H80V242H78V243H76L77 242V240L78 239H76V242H75V240H73V243L75 242L76 243V245H75V247L77 246V248H79L78 246H79V243H80V246L83 248V246L85 245V247H88V248H90V254H91V248H93V246H91L90 247V245H91V242H92V240L94 239V238H97L98 240H103V237L105 236V231H104V228H106V227H109L110 225H111V223H113L114 221H116V222H118V223H115V227H116V225L118 226V227H116V230H117V228L119 229V231H116V230H114V229H112V230H114V231H112V234H113V232H114V234L116 235H118V234H122V233H120V230H121V232H123V234L122 235H120V237H119V235H118V237L119 238H124V240L123 239H120L122 242L121 243H123V241H124V244H125V242L126 243H128L129 244V240H130V238H131V240H130V243H132V242H135L134 244H136L137 243V246L139 247V246H141V248H144V249H148V248H150V249H154L155 248V251H156V253H157V255L159 256V258L160 257H164V256H166L167 254H171V255H173V253L176 255V257L178 258V255L180 254L179 252H181V253H183L181 256L179 255V257L180 258H182V256L183 257H185V255L186 254H192L194 251L196 252L197 251V254H196V256L198 255V251H201L200 249H202V248H204V245L206 244V246H208V247H210V244H212V245H217L218 247H219V249H220V259H218V261H216L215 260V258H214V261H213V259L212 260H210V262L212 263V261L215 263V264H264V218L263 217H259V218H257L258 216H262V214H260V215H258V212H256V210L258 211V208H259V203H256L257 204V209H254L253 207H254V205L252 206V208L255 210V212L257 213V215L258 216H255V218H249V219H246L247 218V214L245 213V214H243V216L242 217H244V215H245V217L244 218H242V217H240L242 214H238V213H241V212H243V210L242 211H240V212H237V210H241L239 207V209H237V206L235 207V208H233V209H231L232 210V212H234V210H236L235 212H236V214H234V215H236V216H234L233 214H230L231 212H230V210H229V214L230 215H228V217H229V219H228V217L226 216V214H227V212H226V214H225V216L227 217L226 219H221L220 220V223H219V221L216 219V218H213V213H212V211H215V209H213L215 206L214 205H216L217 206V208L216 209H218V207H219V205H220V207H219V209L221 210V205H223V206H226L225 204H227L228 202L226 201V200H228L227 199V196H226V193H225V196H224V198L226 197V199H222V201H220V204L218 205V203H219V200L223 197L222 195V197L218 200L216 197H218L219 198V196H217L218 194H219V192H221V194H222V192H224V191H227V192H229V193H227V195L229 194V195H231V196H233V197H236V199L238 200V201H240V203H242V204H244V206H247L248 204H246L245 203V201L243 200V198H241V196H240V194L239 193H241V192H239L238 194H236V192H234V191H232V190H238V191H240L238 188H235V186L233 185V187L235 188V189H232V188H230V190H228L227 189V185H228V187H229V185H231L232 183L231 182H229L230 184H228V182H226L225 183V185H224V183H222L221 181H219L218 182V186L217 187H219V188H221L222 190H224V191H216V192H218V194H216V196L213 194V192H215V190L217 189H215L214 191H213V186L211 187V186H209V187H211V189H212V191L213 192H211V191H207V193L206 194H208V192H210L211 194H213L212 196H211V194L210 195H208V196H211V197H213V199H214V197L216 198L215 200L217 201V202H215L214 200V205H211V204H209L210 203V198H208L207 200L209 201L208 202V204L209 205H211L212 206V209L213 210H211V207H210V211L211 212H207V211H209L208 209L207 210H205L206 209V206H208V204L206 205L205 203L207 202V200H206V202L204 203V201H203V203H201V205H206L205 206V211H203V209H202V211H201V213H200V210H199V208L200 207H202V208H204V206H199L198 204L200 203V202H202V200L200 199L199 200V203H198V197H199V195H200V198H202L203 196H202V193H204L203 191L201 192H199V188L197 189L196 188V186H193L194 187V189H190L189 188V190L190 191H193L194 190V192H195V196H197L196 198V203H194V198H195V196L194 195H192V197L194 196V198H193V200H192V198H190V197H188L187 196V198H189L192 202H193V204H194V207H195V211H197L198 210V212H199V214H190L191 212H189V215H186L187 213H186V211H185V209H183L181 206H179L177 203V199H174V201H173V199H172V197H176L177 195H179V193L181 192V189H180V187H179V185L176 183V181H178V182H180L181 183V181H179V178L177 177L178 175H179V177H181V175L183 176H185L186 175V173L188 172V170H187V168H186V170H187V172L186 173H184L183 172V174H181L182 172H181V170H179V168L177 169V170H179L181 173L180 174H177L176 175V177H177V180L175 181L173 178H171V177H168V176H165V175H161L159 172H161V171H159V168L160 167H162V166H160L159 164H160V161H157V162H154V164L156 165V168H157V165H158V167L159 168H157L158 169V171L159 172H157L156 170H154L155 168H153L152 166V168L151 167H149L147 164H144L145 166L147 165V167H148V169L147 170H149L150 168V172H148L146 169H145V167H144V169H141V170H146L147 171V174L145 173V171H144V173H145V175L143 176V173H142V177H141V175H140V173L142 172L140 169H138L139 167H140V164L142 163H140V161L136 158V157H138L139 156V154H141L140 152H143L144 153V151L142 150H140L139 148L140 147H138V151L136 150V148H137V146H140V144H141V142H143V143H146V144H144V145H142V146H147V142H151V141H142V140H145V136L143 137V138H140V136H143L141 133H139V132H141V131H139V132H137V131H135L134 130V128L132 129L131 127L133 126L132 124V126H129L133 131H135V132H137V133H135L134 135H132V136H130V134L131 133H129V131H130V129H128V130H126V127H127V125L126 126H124L123 124H124V122L121 124V122L119 123V124H121L123 127H125V128H122V130L124 129V130H126V131H128L127 132V134H129V137L131 138L132 137V139L130 140V142L132 141V140H136L137 139V137H139L138 138V140H136L138 143H136V141L134 142V141H132V142H134V143H130V144H134V145H136L137 144V146H136V148H132L131 146L130 147H128L129 145H125V144H123V145H125L126 147H122L123 145L119 142V136H120V134L119 133H117L118 132V130H120L121 129V127L120 126H118L119 127V129L117 130V126L116 125H119L118 124V122H116V124H115V126H113L112 124H111V122H109L110 120L112 121V118L110 119V120H105V119H103L101 116H99L97 113H94L93 114V112H92V114H90V122H88L87 124H82V125H80V132L82 133V134H84L85 136H87V138L89 139V140H91V141H88L87 143L88 144H86V143H84L85 142V140H83V138L84 137H82V135H81V137L79 136L80 135V133H78V136H74V134H73V138H76L77 137V139H78V137H80V138H82V141H83V143L84 144H86L88 147H90V143H91V148H89L88 150L86 149V151L82 154V152H79V151H77V152H75L73 149H72V147H74V145L76 144V142H74V140L72 141L71 139L69 140L68 138H66L67 137V135H68V133H67V131H65V127H64V129H61V130H63V131H65L67 134H65V136H61V132L59 133V129L60 128H54V127H52L51 129V133H53V132H56V129H57V131H58V134L60 135V137H62L63 139H65L66 141L67 140H69V142L71 141V145L69 146V145H67V143L65 144V142H63L62 144L60 143V141L58 140V142H57V138L59 137H57L56 138V136H54L53 138L56 140H54L52 137H51V140L50 141H52V139H53V141H55L54 143L52 142V143H50L49 145H43L42 143H46V139H45V136H41L42 135V133H41V131H40V133L41 134H39V135H37L36 134V132H35V129H37V128H40V130H41V127H37V128H35V124H36V121L35 122H33L34 124H33V126H34V130L32 129V125H31V127H30V125L28 124V122H26V121H29V119H26V121H24V118H23V116L21 115V116H17ZM31 118H30V121L32 122V120H31ZM39 118V117H38ZM64 118V119H65ZM68 119H69V117H67ZM146 118H148V117H146ZM151 118V117H150ZM172 118V119H171ZM174 118H175V116H174ZM189 118H191V117H189ZM229 118V117H228ZM243 118H245L244 116H243ZM243 118H241V120L243 119ZM262 118H264V117H262ZM6 119V118H5ZM23 119V120H22ZM50 119H52V118H50ZM80 119V118H79ZM82 119V118H81ZM136 119V118H135ZM181 119V118H180ZM180 119H176V120H180ZM205 119L206 120H210L211 121V123H210V121H205ZM214 119V118H213ZM225 119H224V121H225ZM247 119V117L245 118V120H243V121H247L246 120ZM8 120V119H7ZM35 120V119H34ZM40 120H41V118H40ZM47 120V118L45 119V121ZM52 120H55V122L54 123H57L56 122V118L55 119H52ZM51 120V121H52ZM60 120V119H59ZM63 120V119H62ZM62 120H60V121H62ZM66 120V119H65ZM64 120V121H65ZM70 120V119H69ZM115 120V119H114ZM121 120V119H120ZM125 120V119H124ZM131 120V121H132ZM136 120H138V118L136 119ZM159 120V119H158ZM174 120V119H173ZM191 120V121H190ZM220 120V123H218V121ZM261 120H263V119H261ZM1 121V120H0ZM5 121V120H4ZM59 121V122H60ZM63 121V122H64ZM76 121H77V118H76ZM130 121V122H131ZM153 121V120H152ZM193 121V124H195V125H193L191 122ZM227 121V120H226ZM257 121V120H256ZM8 122H9V120H8ZM14 122H16V121H13V123ZM47 122V121H46ZM45 122V123H46ZM49 122V121H48ZM58 122V123H59ZM66 122H67V120H66ZM84 122H86V121H84ZM140 122H142V121H140ZM139 122V123H140ZM148 122V121H147ZM154 122V121H153ZM161 122V121H160ZM159 122V123H160ZM169 122V123H170ZM183 122V121H182ZM184 122L182 123V124H184ZM198 122H200V123H198ZM207 123V124H205V123ZM209 122V123H208ZM222 122H223V124H222ZM260 122V121H259ZM263 122V121H262ZM1 123V125H0V128H1V131H3V127H1L2 125H3V123L2 122H0ZM5 123V122H4ZM37 123H39V119H37ZM41 123H44V120H43V122H41ZM41 123H39V125L41 124ZM112 123H113V121H112ZM156 123H158V122H156ZM155 123V125H157ZM164 123V122H163ZM169 123L167 122V124L169 125ZM174 123H176L177 124V121H174ZM179 123H181L180 121H179ZM178 123V124H179ZM189 123H190V125H189ZM196 123H198V125L196 124ZM202 123V124H201ZM218 123V124H217ZM224 123H225V125H224ZM238 123H239V119H238ZM256 123V122H255ZM15 124V123H14ZM51 124H53V122H51ZM182 124H179V125H182ZM192 124V125H191ZM200 124V125H199ZM208 124H210L209 126H208ZM220 124V125H219ZM236 124V126H234ZM244 124V125H243ZM259 125L261 124V122L260 123H258ZM5 125H7V122H6V124ZM4 125V126H5ZM46 125V124H45ZM44 124H43V126H45ZM144 125V124H143ZM154 125V126H155ZM160 125H162L161 123H160ZM160 125H157L158 126V128L160 127ZM171 125V124H170ZM170 125L169 126H167V127H170ZM179 125H177V127L175 126V124H174V126L178 129V130H183V127H182V129H180L181 127L179 126ZM203 125V126H202ZM242 125H243V127H242ZM263 125V124H262ZM37 126V125H36ZM40 126H42V125H40ZM53 126H57V125H54L53 124ZM69 126V125H68ZM137 126H139V125H137ZM157 126H155V127H157ZM174 126H172V127H174ZM179 126V127H178ZM184 126V125H183ZM184 127V128H187V127ZM201 127V128H198V127ZM261 126V125H260ZM12 127H13V125H12ZM16 127V126H15ZM59 127H60V123H59ZM63 127V126H62ZM129 127H127V128H129ZM192 127H191V131L192 132H194L195 133V135L189 130V132L190 133H192L193 135H194V137L198 134V135H200V136H198L199 138L200 137H202L203 138V134L201 133H196V131H193V129H192ZM236 127V128H235ZM241 127L242 128H244V131L246 130L247 131V133L246 132H243V129H241ZM264 127V126H263ZM43 128V127H42ZM73 128V127H72ZM71 127H70V129H69V127H67V130L68 131H72L73 129H72ZM76 128V127H75ZM138 128V127H137ZM161 128H162V126L158 129L159 131H160V134H162V132H163V129H164V126H163V129H162V131H161ZM230 128H232V129H230ZM9 129H11V127L9 128ZM44 129V128H43ZM143 129V128H142ZM173 129H175V128H173ZM211 129H212V131H211ZM257 129V128H256ZM256 129H255V131H256ZM258 129H259V127H258ZM55 130V131H54ZM60 130V131H61ZM140 130V129H139ZM147 130V129H146ZM149 130H152V129H149ZM149 130H147V131H149ZM154 130V129H153ZM167 130V129H166ZM171 130V129H170ZM187 130H188V128H187ZM186 130V131H187ZM206 130H207V133H206ZM260 130H258V131H260ZM1 131H0V134H1ZM9 131V130H8ZM14 132H13V134L15 133V131L16 130H13ZM37 132L39 131V129L38 130H36ZM43 131V130H42ZM76 130H74V132H75ZM168 131H169V128H168ZM167 131V132H168ZM173 131V132H172ZM172 131H170L172 134L173 133H175V131L174 130H172ZM177 131V130H176ZM4 132H7V131H4ZM11 132V131H10ZM10 132H8V133H6L7 135L10 133ZM64 132V133H65ZM69 132V133H70ZM73 132V131H72ZM71 132V133H72ZM132 132V131H131ZM151 132H153V131H151ZM169 132V134L168 135H170V137H171V139H173V140H171V141H175L176 143H177V141H179L178 140V137H174L175 138V140H174V138H173V135H175V134H173V135H171V133ZM185 132V131H184ZM184 132H182V133H184ZM215 132V133H214ZM12 133V132H11ZM63 133V132H62ZM125 133V132H124ZM149 133V132H148ZM178 133V132H177ZM188 133V132H187ZM244 133V134H243ZM256 133V132H255ZM262 133H263V135H262ZM5 134V133H4ZM3 134V135H4ZM17 134V133H16ZM44 134H45V131H44ZM58 135L57 133H53L52 134V136L53 135ZM132 134H133V132H132ZM139 134V136H137ZM141 134V135H140ZM152 134H154V133H152ZM165 134V133H164ZM179 134V133H178ZM175 135V136H179V135ZM185 134V133H184ZM214 134H215V136H214ZM257 134V133H256ZM11 135V134H10ZM10 135H8L9 137H11ZM72 134H69V138H70V136H71ZM75 135H77V134H75ZM83 135V136H84ZM116 135H117V137H116ZM126 135V134H125ZM149 134H147V136H148ZM182 135L183 134H181V137H182ZM188 135V134H187ZM204 135V136H205ZM220 137H219V136ZM7 136V137H8ZM127 136V135H126ZM136 136V137H135ZM150 136H151V134H150ZM166 136H167V134H166ZM186 135H184L182 138H184ZM204 137V138H206V141H208V142H210L209 140L211 139V137L209 138V137ZM251 136V137H250ZM4 137V136H3ZM3 137H1V138H3ZM58 138V139H61V138ZM65 137V138H64ZM116 137V138H115ZM152 137H154V138H156V135H152ZM162 137H163V134H162ZM161 137V138H162ZM170 137H169V139H170ZM180 137V136H179ZM180 137V138H181ZM188 137V136H187ZM198 137H196L194 140L197 142L198 140H197V138ZM5 138V137H4ZM3 138V139H4ZM46 138H47V136H46ZM86 138V137H85ZM127 138H128V136H127ZM134 138H136V139H134ZM160 138V139H161ZM181 138V139H182ZM200 139V140H202L200 143H204V139ZM209 140H208V139ZM62 139V140H63ZM116 140L117 139V141H114L113 143H115L114 145H113V147L112 146H110V143H111V141H113V140ZM142 139V140H141ZM160 139L159 140H157V138H156V140L157 141H159L160 142ZM163 139V138H162ZM166 139V137L163 139L164 140V142L162 141V143H163V145H164V149H163V146L162 145H160V147H159V149H160V152H158L159 150L158 149H156V147L155 148H153V146H159V144L158 143H156L157 145H154V144H150V145H148V147H146V148H148V151H152V150H154V149H156V150H154L153 152L155 153V151H156V153L158 152L159 154H161V152H164V150H166L164 153H162L163 154V157H165L166 155H167V153L169 154L168 156L169 157H171L170 159L172 160L173 159V162H175V163H177V164H175V163H172V166H173V168H175L174 169V171H172L170 168L172 167L171 166V164L169 165V164H166L165 162V164L164 165H168L169 167H167V168H169L171 171H172V173L173 172H175V171H177L176 170V168L177 167H183V168H185L187 165L184 163V159L182 160L181 159V157L180 156H178V154H179V152H178V154H177V150L175 151L173 148H171L170 147V145H169V143H168V141L167 140H165ZM180 139V140H181ZM189 137L186 139L185 138V140H186V144L187 145H189V141L190 140H192V138L191 139H189ZM212 139H215V138H212ZM6 140V139H5ZM4 140V141H5ZM12 140V139H11ZM46 140V141H45ZM64 140V141H65ZM81 140V139H80ZM126 140L127 139H125V143H129L128 141L126 142ZM129 140V139H128ZM146 140H147V138H146ZM151 140V139H150ZM177 140V141H176ZM184 139H182L181 141H185ZM188 140V141H187ZM199 140V141H200ZM204 140V141H203ZM262 140H264L263 138H262ZM14 141V140H13ZM12 141V142H13ZM42 141V142H41ZM43 141H45V142H43ZM48 141H49V138H48ZM79 141V140H78ZM82 141H81V143H82ZM141 141V142H140ZM166 141V142H165ZM179 142V146H178V148H182L183 146L181 145V143L182 142ZM193 141V140H192ZM195 141H194V143H195ZM206 141H205V143L203 144L202 143V145H205L206 144ZM3 142V141H2ZM17 142V141H16ZM57 142V143H56ZM68 142V141H67ZM155 142V141H154ZM153 142V143H154ZM121 145V147H122V149H125V148H130V149H132L133 151L134 150H136V152H139V154L138 153H136L135 151H134V153L132 152V154L131 155H135V154H138V156H132V158H136L138 161H139V164H137V161H136V164L138 165V167H137V165L135 164V159L134 160H130V157L131 156H129L128 154H129V152H128V154L126 155L125 154V152H123V151H125V150H120L119 148H117L115 145H119V144ZM136 143V144H135ZM148 143V144H149ZM161 143V142H160ZM193 142H192V144H194ZM229 143V144H228ZM253 145H252V144ZM263 143V142H262ZM3 144H4V142H3ZM139 144V145H138ZM183 145L185 144V143H182ZM191 144V145H192ZM196 144V143H195ZM214 144H216V141H215V143ZM213 144V145H214ZM221 144V143H220ZM257 144H259V145H257ZM13 145V144H12ZM80 145V144H79ZM134 145H132V146H134ZM197 145V144H196ZM195 145V146H196ZM210 145V144H209ZM219 145V144H218ZM262 145V144H261ZM2 146H4V145H2ZM8 146V145H7ZM6 146V147H7ZM77 146V145H76ZM112 147V149L114 148V146H115V149H119V153H120V151H121V153H124V156L126 155V157H120V154L119 153H116L117 152V150H114V153L111 151V149H110V147ZM149 146H152V150H150L149 149ZM157 146V147H158ZM161 146H162V148H161ZM181 146V147H180ZM192 146H194V145H192ZM192 146L190 147H187L188 149H184V150H188L189 151V149L190 148H192ZM195 146H194V148H195ZM198 146V145H197ZM197 146H196V148H197ZM200 146V145H199ZM198 146V147H199ZM215 146V145H214ZM213 146V147H214ZM264 146V145H263ZM18 147V146H17ZM109 147V148H108ZM120 147V146H119ZM184 147H185V145H184ZM208 147V146H207ZM212 147V148H213ZM3 148V147H2ZM1 148V149H2ZM5 148V147H4ZM14 148V147H13ZM13 148H12V150H13ZM93 148V149H92ZM177 148V149H178ZM217 148H216V151H217ZM241 148V149H242ZM0 149V150H1ZM8 149V148H7ZM91 149V150H90ZM201 149V148H200ZM10 150V149H9ZM128 150V149H127ZM162 150V151H161ZM197 150V149H196ZM195 149L194 150H191L190 149V151L187 153L188 155H190L191 153V151H196ZM214 150V148L212 149V151ZM238 150V149H237ZM16 151V150H15ZM90 151H91V153H93V154H90ZM93 151V152H92ZM116 151V152H115ZM179 151H180V149H179ZM200 151H202V150H200ZM211 151V149L208 151V152H210ZM218 151V152H219ZM244 151V150H243ZM88 152V153H87ZM95 152V153H94ZM98 152V154H96ZM181 152V151H180ZM219 152V153H220ZM13 153H16V152H13ZM78 153V154H77ZM79 153H81V156H83V155H85V156H83V159H81L80 158V156H79ZM87 153V154H86ZM153 153V157H155L156 155ZM221 153V154H222ZM259 153V154H258ZM3 154V153H2ZM9 154H11V155H13L12 154V152L10 153L9 152ZM17 154V153H16ZM16 154H14V155H16ZM19 154V153H18ZM114 154H118L119 156H117V155H114ZM164 154H165V156H164ZM186 154V155H187ZM199 154V153H198ZM209 154V153H208ZM216 154H214V156L216 157L217 155ZM239 154V155H238ZM258 154V155H257ZM0 155H1V152H0ZM4 155H5V153H4ZM6 155H8V154H6ZM5 155V156H6ZM14 155H13V158H14ZM86 155H88L87 156V158H88V160L87 159H84L85 157H86ZM142 155V154H141ZM155 155V156H154ZM202 155V154H201ZM213 156V152L212 153H210V156ZM10 156V155H9ZM21 156V157H22ZM129 156V157H128ZM146 156V155H145ZM144 155H142V158L143 157H145ZM159 156V155H158ZM168 156H166L167 157V159H168ZM182 156V155H181ZM191 156V155H190ZM189 156V157H190ZM198 156H200V155H198ZM219 156H217V157H219ZM0 157H2V156H0ZM4 157V156H3ZM16 157V156H15ZM23 157V158H24ZM93 159H92V158ZM202 157V156H201ZM200 157V158H201ZM204 157V156H203ZM6 158V157H5ZM12 158V159H13ZM17 158H19V157H17ZM23 158H22V160H23ZM129 158V159H128ZM141 161H143V159L141 158V156H139L138 157ZM160 158V157H159ZM193 158H195V157H193ZM192 158V159H193ZM208 158L210 159V157L208 156ZM212 158V157H211ZM214 158V157H213ZM0 159H2V158H0ZM11 159V160H12ZM15 159V158H14ZM13 159V160H14ZM68 159H71V161H72V163H73V160L74 161H76V165H71V167L73 166V170H71V168H70V170H68V168H69V164L67 165V166H65V164H64V161H66V160H68ZM90 159H92L93 160V162H92V160H90ZM162 159V158H161ZM167 159H165V161L167 160ZM186 159V158H185ZM204 159V158H203ZM202 159V160H203ZM207 159V157L205 158V160ZM243 159H245V160H243ZM4 160H6V159H4ZM3 160V161H4ZM12 160V161H13ZM17 160H19V159H17ZM16 160V161H17ZM21 160V161H22ZM130 160V161H129ZM148 160V159H147ZM154 160H158V159H154ZM160 160V159H159ZM171 160H169V163H170V161ZM175 160V161H174ZM189 160H191V159H189ZM198 160V159H197ZM212 160V159H211ZM211 160H207V161H205V162H209L210 161V163H211ZM21 161H19V162H21ZM26 161V162H27ZM132 161V162H131ZM145 161L146 160H144V162L143 163H145ZM162 161V164H163V160H161ZM192 161V160H191ZM195 161V160H194ZM193 161V162H194ZM204 161V160H203ZM23 162V161H22ZM25 162V163H26ZM159 162V164H157ZM167 162V161H166ZM204 162V163H205ZM224 162V163H223ZM232 162H234V163H232ZM236 162V163H235ZM12 163V162H11ZM24 163V165L26 166L27 164H25ZM142 163V164H143ZM190 163V162H189ZM192 163V162H191ZM191 163H190V165H189V167L191 166ZM204 163H203V165H204ZM216 163V164H217ZM220 163H221V165H220ZM243 163H245V164H243ZM260 163V164H259ZM8 164H9V162H8ZM22 164V163H21ZM20 164V165H21ZM32 164V165H31ZM209 164V163H208ZM213 164V163H212ZM215 164V165H216ZM229 165V166H227V165ZM235 164V165H234ZM249 164H252V165H250L249 166ZM259 164V165H258ZM14 165V164H13ZM17 165V164H16ZM133 165H135V166H133ZM180 165V166H179ZM192 165H194L193 163H192ZM243 165L245 166H248V167H243ZM6 166V165H5ZM5 166H2V167H5ZM194 166H196V165H194ZM198 166V165H197ZM196 166V167H197ZM226 166V167H225ZM1 167V168H2ZM16 167V166H15ZM27 167H28V165H27ZM135 167V168H134ZM165 167V166H164ZM216 167V168H217ZM259 167H261V168H263V169H261V168H259ZM21 168V167H20ZM19 168V169H20ZM163 168V167H162ZM167 168H165V170H167ZM172 168V169H173ZM183 168H181V169H183ZM208 168V167H207ZM214 168V167H213ZM211 169V168H209V169H211V170H214V169ZM215 168V169H216ZM235 168H237V169H235ZM248 168V169H247ZM25 170H27V173L30 171L29 169H26V168H24ZM32 169V168H31ZM40 169V170H39ZM132 169H134V172L136 171V172H138V173H136L135 174V176H138V175H140L139 176V178L138 177H135V176H132V178H131V175H130V173L132 172ZM164 169V168H163ZM169 169H168V171H169ZM198 169V168H197ZM203 169V168H202ZM221 169H223V168H221ZM231 169V168H230ZM245 169H247L248 171H245ZM7 170V169H6ZM21 170V169H20ZM34 170V169H33ZM139 170V171H138ZM161 170V169H160ZM260 170V171H259ZM261 170H263V171H261ZM3 171V170H2ZM1 171V172H2ZM22 171H24L23 169H22ZM21 171V172H22ZM36 171V170H35ZM141 171V172H140ZM179 171H177V173L179 172ZM185 171V170H184ZM194 171V170H193ZM196 171V170H195ZM194 171V172H195ZM225 174H226V172H227V170L226 171H224V170H222ZM243 171V172H242ZM4 172V171H3ZM20 172V173H21ZM24 172H26V171H24ZM37 172H35L34 174L35 175H37L38 173ZM46 172V173H45ZM163 172V171H162ZM170 172V171H169ZM169 172H167V174L165 173V171H164V173L166 174V175H169L170 173ZM5 173V175L7 176V173L8 172H4ZM3 173V174H4ZM23 173V172H22ZM31 173V172H30ZM64 173H66V174H64ZM191 172H188V174H190ZM196 175H195V178L197 179V182L198 183H200L198 180H200L201 182H202V184H203V179L205 178L204 177V175L201 173V171L200 170H197L196 172ZM2 174V175H3ZM29 174V173H28ZM31 174H33V172L31 173ZM33 174V175H34ZM45 174L47 175L46 176V178H45ZM60 174H62V175H60ZM67 174H70V175H67ZM124 175V176H122V175ZM175 174H176V172H175ZM206 174V173H205ZM215 174V173H214ZM232 174H233V172H232ZM236 174V173H235ZM261 174H259L258 176H260ZM1 175V174H0ZM16 175H18V174H16ZM32 175V176H33ZM34 175V180H35V178L37 179V176H35ZM74 175V174H73ZM172 175V174H171ZM218 176H220L221 177V175L218 173L217 174ZM228 175H231V174H228ZM255 175V176H254ZM4 176V175H3ZM24 176V175H23ZM29 176H30V174H29ZM32 176H30L31 178H32ZM58 176V177H57ZM117 176H119V177H117ZM120 176H122V177H124L125 179H124V181L122 182V180L120 181L119 179H117V178H120ZM181 177V178H185L184 180H186L188 177H189V175L188 176H186V177ZM191 176V175H190ZM197 176V177H196ZM216 176V175H215ZM214 176V177H215ZM217 176V177H218ZM263 176H264V174L263 175H261V178H263ZM10 176H8V177H6V178H9ZM17 177V176H16ZM20 177H22V176H20ZM26 177V176H25ZM54 177H56V178H54ZM115 177H117V178H115ZM133 177H135V178H133ZM192 177V176H191ZM190 177V179L192 180H189V184L188 183H184V184H186V185H193V184H196V185H198L197 183H195L196 181V179H194V178H191ZM194 177V176H193ZM223 177V176H222ZM222 177H221V180H223L222 179ZM252 177V178H251ZM3 178H5V177H3ZM18 178V177H17ZM24 178V177H23ZM33 178L32 179H28V176H27V178L26 179H28V180H31V181H33ZM48 179V180H43V179ZM93 178V180H95L96 179V181H94V182H92L91 184H90V180ZM95 178V179H94ZM114 178V179H113ZM138 178V179H137ZM224 178V177H223ZM260 178V177H259ZM1 179V178H0ZM16 179V178H15ZM14 179V180H15ZM21 179V178H20ZM20 179H19V181H20ZM119 180L120 182H122V184L119 186V188H118V185L120 184L118 181V185H117V182H116V184H115V186L117 185V188L118 189H120V191L118 190L117 191V188H115L116 190V192H114L113 190V188L115 187L114 185H113V182H115L116 180ZM121 179V178H120ZM194 179V180H193ZM207 179V178H206ZM215 179V178H214ZM216 179H218V178H216ZM231 179V178H230ZM229 179V180H230ZM257 181H260V182H257V184H259V185H262L260 188V192H261V190L263 191V187H264V184L262 183V182H264V180H262V179H257V178H255ZM264 179V178H263ZM4 180H6V179H4ZM51 180V181H50ZM183 180V179H182ZM184 180L182 181V182H184ZM210 180V179H209ZM209 180H208V182H209ZM226 180V179H225ZM224 180V181H225ZM261 180H262V182H261ZM27 181V180H26ZM25 181V182H26ZM30 181V182H31ZM37 181H40V178H38V180ZM47 181V183H45ZM55 181V182H54ZM64 183H63V185H66L65 183H66V179H65V181L64 180H62ZM97 181H98V183H97ZM193 182V183H191V182ZM205 181V180H204ZM213 181V180H212ZM215 181H217V180H215ZM215 181H213L214 183H212L211 182V180H210V182L212 183L211 185H214L215 184ZM233 181H235V180H232V182ZM9 181H7L6 180V182H4L3 184L5 185V183H8ZM16 182V181H15ZM14 182V186H16V185H18V183H15ZM21 182H22V180H21ZM21 182H20V184H21ZM34 182V181H33ZM33 182H32V184H33ZM41 182V181H40ZM40 182H34V184L35 183H37V185H38V187H40L39 185H40ZM74 182V183H73ZM97 183L96 185H94L93 186V184L94 183ZM186 182V181H185ZM188 182V181H187ZM246 182V181H245ZM254 182V181H253ZM39 183V184H38ZM73 184V186H72V184ZM191 183V184H190ZM9 184V183H8ZM19 184V185H20ZM26 184V183H25ZM33 184V185H34ZM41 184H42V182H41ZM61 184H62V182H61ZM183 184V183H182ZM183 184V185H184ZM201 184V185H202ZM210 184V183H209ZM247 184V183H246ZM1 185H2V182H1ZM19 185H18V188H17V190L19 191ZM36 184H35V186H37ZM113 185V186H112ZM200 185V186H201ZM204 185H206V183L204 182ZM251 185H252V183H251ZM6 186V185H5ZM8 186V185H7ZM23 186H24V188L21 186L20 188H23V191H19V193L20 192H28V191H31V193L34 191V190H31L29 187L27 188L26 187V185H24V183H23ZM56 186H58L57 184H56ZM60 186V185H59ZM59 186H58V188L56 189V191H58V189H59ZM76 186V187H75ZM185 186V185H184ZM203 186V185H202ZM202 186H201V189H202ZM232 186V185H231ZM230 186V187H231ZM249 186V185H248ZM4 187V186H3ZM2 187V188H3ZM63 186H61L60 188H62ZM104 188L103 190H104V194L102 193V195H101V192H102V188ZM187 187H191V186H186L185 188H187ZM205 187V186H204ZM204 187H203V189H204ZM1 188V187H0ZM25 188H26V190L27 189H29V190H27V191H25ZM99 188H100V190H99ZM4 189H5V187H4ZM6 189H7V187H6ZM6 189H5V191H6ZM16 189V188H15ZM50 189V190H49ZM112 189V190H111ZM156 189V190H155ZM210 189V190H211ZM13 190H14V188H13ZM22 190V189H21ZM67 190V191H66ZM79 190H80V192H79ZM188 190V189H187ZM236 190V191H237ZM17 191V192H18ZM74 191V192H75ZM197 191V192H196ZM258 191V190H257ZM0 192H2L3 193V191H0ZM34 192H36V191H34ZM34 192L32 193L33 195H35L34 194ZM53 192V191H52ZM79 192V193H78ZM189 191H187V193H188ZM264 192V191H263ZM262 192V193H263ZM1 193V194H2ZM16 193V192H15ZM39 193V192H38ZM55 193V192H54ZM59 193V192H58ZM57 193V194H58ZM182 193H185V192H182ZM201 193V194H200ZM21 194V193H20ZM29 194V193H28ZM27 194V196L26 195H24V193L22 194V195H24V198H25V196H26V200H27V198H33V197H30V195H28ZM53 194V193H52ZM63 194H66V193H63ZM62 193H61V195H63ZM67 194V196H69ZM181 194V193H180ZM199 194V195H198ZM224 194V193H223ZM242 194V193H241ZM259 194V193H258ZM19 195V194H18ZM51 195V194H50ZM74 195V194H73ZM188 195V194H187ZM243 195V194H242ZM262 195V194H261ZM3 196V195H2ZM8 196V195H7ZM20 196V195H19ZM64 196H66V195H64ZM202 196V197H201ZM5 197H6V194H5ZM55 197H58V195L57 196H55ZM90 197V198H89ZM165 197L167 198H169L168 199V205L166 206V204H167V200L165 201ZM207 197V196H206ZM259 197V196H258ZM2 198V197H1ZM4 198V197H3ZM7 198V197H6ZM11 198H13V197H11ZM23 198V197H22ZM60 198V197H59ZM178 198V197H177ZM186 198V199H187ZM230 198V197H229ZM5 199V198H4ZM8 199V198H7ZM25 200L24 202L27 204H29V201H31V200ZM33 199V200H34ZM204 199H205V197H204ZM232 199V198H231ZM247 199V198H246ZM255 199V198H254ZM1 200H3V199H1ZM6 200V199H5ZM32 200V202L34 203V201ZM181 200V199H180ZM183 200H184V198H183ZM189 200V203H191V201ZM230 200V199H229ZM232 200H234V199H232ZM232 200L231 201H229V202H232ZM248 200H250V199H248ZM11 200L9 199V202H10ZM13 201V200H12ZM47 201H49V202H47ZM174 203H173V202ZM186 201V200H185ZM188 201V200H187ZM251 201V200H250ZM250 201H248V202H250ZM3 202V201H2ZM8 202V201H7ZM8 202V203H9ZM227 202V203H226ZM256 202V201H255ZM5 203V202H4ZM6 204L5 205V209L4 208H1L0 207V217L1 218H3V216H7L8 214H9V210H10V207L12 206V204L11 205H9V204ZM12 203H14L15 204V207L18 209V210H20L19 212H23L22 214H23V217H24V215H26L28 212H30L31 210H29V211H27V208H26V205H23V203L21 202V200L20 199H18V198H14V202H12ZM61 203H63V202H61ZM82 203H80L79 202V204H82ZM180 203V202H179ZM187 203V202H186ZM235 203V205H236V203L237 202H234ZM239 203V204H240ZM252 203H254V200L252 199V201H251V203L250 204H252ZM78 204V205H79ZM192 204V205H193ZM233 204V203H232ZM239 204H237V205H239ZM2 205V204H1ZM7 205H9V206H7ZM39 205V206H38ZM183 205H185V206H188L187 207V211H188V209L190 208V205H186L185 203L183 204ZM196 205H197V208H196ZM4 206V205H3ZM2 206V207H3ZM28 206V205H27ZM30 206H32V204L30 205ZM42 206V207H41ZM67 206V207H66ZM74 206H76V205H74ZM104 206V207H103ZM184 206V207H185ZM214 206V207H213ZM233 206V205H232ZM231 205H230V208L232 207ZM251 206V205H250ZM250 206H247L248 208L250 207ZM78 207H74L75 209L76 208H78ZM101 208V209H99L98 210V208ZM199 207V208H198ZM209 207V206H208ZM228 207H229V205H228ZM228 207H226V208H228ZM260 207H261V205H260ZM12 208H14V207H12ZM69 210H68V209ZM229 208V209H230ZM246 208V207H245ZM251 208V209H252ZM262 208H264L263 207V204H262ZM262 208H259V210L261 209V210H263L264 211V209H262ZM193 209H191L190 208V210H192L193 211ZM218 209V211H219V213L222 211V210H224L225 209V207H224V209L222 208V210L220 211ZM247 209V208H246ZM11 210H14V209H11ZM10 210V211H11ZM33 210H35L34 208H33ZM40 210V209H39ZM123 212V213H131L132 215V217L133 218H135V220H136V228H134L133 230L128 226V224H127V221H125L126 219H129L128 217H127V215H129V214H127V215H125L127 218L126 219H124L125 217H123V215L121 214V211ZM189 210V211H190ZM245 210V209H244ZM261 210L259 211V212H261ZM69 211H70V213H74L73 215L72 214H70L71 216H73V218L75 217L76 219H78V220H76L75 221V219H73L72 221L76 224V226H74V225H72V223L73 222H71L70 221V215L68 216V214H69ZM86 213H85V212ZM125 211V212H124ZM195 211H193V212H195ZM217 211V212H218ZM248 211H250L249 213H252V211L253 210H246V212L248 213ZM13 212H15V211H13ZM17 210H16V215H17ZM40 212V211H39ZM99 212V213H98ZM197 212V213H198ZM202 212H207V213H202ZM254 212V213H255ZM6 213H8V214H6ZM12 213V212H11ZM33 213V212H32ZM32 213H28L29 215H31ZM34 213H36L35 215H34V217H37L38 218V210H36V212H34ZM33 213V214H34ZM41 213H44L45 214V212L42 210V212ZM40 213V214H41ZM83 213H85V214H83ZM212 213V214H211ZM222 213V212H221ZM221 213H220V216H221ZM223 213H225V212H223ZM222 213V215L224 216V214ZM262 213V212H261ZM39 214V216H40V218H41V220L43 221H45L46 219H42V217H41V215ZM46 214H47V212H46ZM51 214V213H50ZM65 214H67V215H65ZM79 214L78 215H76V216H79ZM100 214V215H99ZM10 215H12V217H10ZM10 215H8L7 217H9L10 219H12V220H15L14 218H16V220H17V216H14V218H13V215L14 214H10ZM28 215V216H29ZM231 215H233V218H232V216ZM238 215H239V217H240V220L238 219L239 217H238ZM253 215V214H252ZM27 215L25 216L26 218L28 217ZM33 216V215H32ZM32 216H30V217H28L29 219H30V226H33L34 224V222H36V221H34V219H36V218H34V217H32ZM45 216H47V215H45ZM44 216V217H45ZM223 216H222V218H223ZM230 216H231V218H230ZM254 216V215H253ZM252 216V217H253ZM263 216H264V213H263ZM7 217H4V218H6L7 220H8V218ZM25 217L22 219V221L25 219ZM43 217V218H44ZM130 217V216H129ZM234 217H236V218H234ZM19 218V217H18ZM27 218V223L26 224H28L29 222H28V219ZM34 218V219H33ZM68 218H70V219H68ZM151 218H152V220L154 221V223H153V225H154V227H153V225H152V227H150L151 226ZM262 218V219H261ZM5 219V220H6ZM49 219V218H48ZM246 219V220H245ZM4 219L2 220V221H4L5 223H6V221H5ZM16 220H15V222H16ZM19 220V219H18ZM18 220H17V222H18ZM20 220H21V218H20ZM20 220H19V222H20ZM37 220V219H36ZM53 220V219H52ZM9 221V220H8ZM21 221V222H22ZM25 221V220H24ZM39 221V220H38ZM49 221V223H50V220H47V222ZM150 222V225H148L149 224V222ZM0 222H1V220H0ZM3 222V223H4ZM18 222V223H19ZM46 222V223H47ZM71 222V223H70ZM77 222V223H76ZM4 223V224H5ZM12 223V222H11ZM17 223V224H18ZM39 224H35V225H39V226H42V225H40V222H38ZM45 222H41V224H44ZM44 224V225H47V224ZM64 223V222H63ZM14 224V223H13ZM21 224V223H20ZM33 224V225H32ZM65 224V223H64ZM6 225H8L7 223H6ZM5 225V226H6ZM10 225V224H9ZM22 225H23V222H22ZM21 225V226H22ZM34 225V226H35ZM19 226V225H18ZM33 226V227H34ZM48 226V225H47ZM51 226H52V224H51ZM64 228H65V230L68 228V226H67V228L64 226V225H62ZM0 227H1V224H0ZM4 227V226H3ZM7 227V226H6ZM5 227V228H6ZM14 228V226H11V228ZM23 227V226H22ZM26 227V226H25ZM53 228H55V226L53 225L52 226ZM69 227V231H71L70 228ZM113 226L111 225V228H112ZM26 228H28V226L26 227ZM37 228V227H36ZM43 228V227H42ZM48 228V227H47ZM47 228H45V229H47ZM59 228V227H58ZM114 228V227H113ZM230 228V229H229ZM4 229V228H3ZM2 229V227H1V230H3ZM7 229V228H6ZM30 229H33L34 231H32L33 233L35 232L36 233V236H38L37 234H39L40 236H41V234H40V232H39V230L41 229H39V230H37V229H35V227L34 228H30ZM9 230H10V226H9ZM17 230V229H16ZM19 230V229H18ZM27 230V229H26ZM36 230L38 231V232H36ZM41 230H43V229H41ZM52 231V232H54L55 231V229H54V231H53V229H49V231ZM56 230H57V228H56ZM58 230H60V229H58ZM57 230V231H58ZM11 231H12V229H11ZM13 231H15V229H13ZM13 231H12V233H13ZM21 231H22V229H21ZM20 231V232H21ZM30 231V230H29ZM47 231V230H46ZM50 231V232H51ZM61 231H63V229L61 230ZM74 231V230H73ZM110 231V230H109ZM2 232H4V231H2ZM1 231H0V233H2ZM6 232H7V230H6ZM6 232H4V233H6ZM10 231H8V233H9ZM16 232H18L19 234H20V232L19 231H16ZM22 232H24V231H22ZM32 232H30V233H32ZM41 232H44V233H46L45 231H41ZM66 232H68V229H67V231ZM72 232V231H71ZM117 232V233H116ZM3 233V234H4ZM61 235H62V233H65L64 231L61 233V232H59ZM59 233H57V234H59ZM10 234V233H9ZM17 234V233H16ZM25 234V237H27L26 236V233H24ZM47 234V233H46ZM49 234V233H48ZM47 234V235H48ZM66 234V233H65ZM69 234H71V238L68 236V240H70L69 242L70 243H72V233H69ZM111 233H109V235H110ZM1 235V234H0ZM12 235V234H11ZM18 235V234H17ZM22 235H23V233L21 234V237H22ZM31 235L32 234H30V237H31ZM44 236H45V234H43ZM53 235H56V233H53ZM108 235V236H109ZM117 235L115 236L116 238L115 239H117L118 237H117ZM5 236H6V234H5ZM13 236V235H12ZM14 236H16V235H14ZM39 236V239H38V241L40 242V241H42V238ZM50 236H52V235H49V237ZM64 236V235H63ZM66 236V237H67ZM107 236V237H108ZM124 236V237H123ZM155 236H159V237H161V242L159 241L158 242V244H159V246H158V244H157V246L158 247H155L156 246V241L154 242L153 240H155V239H151V237H155ZM9 237V236H8ZM18 237H20V236H18ZM20 237V238H21ZM32 237L34 238L35 237V235L33 234L32 235ZM31 237V238H32ZM43 237V236H42ZM46 237V236H45ZM53 237V236H52ZM57 237V238H56ZM55 237V239L57 240V242H58V244H57V242H55V245L57 244L58 246H59V244L60 245H62L63 244V240L64 241H66L67 242V239L64 237V239H61V240H59L60 238H58L59 236H56ZM99 237H101V239H99ZM109 237H112V236H109ZM129 238V240L127 239V241H126V238ZM245 237L247 238H249V239H251V238H253L256 242H254V243H257V245L258 246H256V248L258 247V251H255L254 249H253V246L254 245H256V244H253V245H251L252 246V249H251V246H250V248H248V244H246V242H247V240L248 239H245ZM251 237V238H250ZM23 238V237H22ZM38 238V237H37ZM44 238V237H43ZM62 238V237H61ZM114 238V236L111 238V239H113ZM118 238V239H119ZM158 238V237H157ZM3 239H4V237H3ZM11 239V238H10ZM30 239V238H29ZM48 239V237L45 239V240H47ZM50 241H52L53 239L50 237ZM110 239V238H109ZM111 239L110 240H107L108 242H111ZM151 239V240H150ZM22 240H24L25 241V239H22ZM27 240V239H26ZM31 240V239H30ZM43 241V243L44 242H46V241ZM61 241V242H59V241ZM81 240H82V242H81ZM96 240V239H95ZM105 240V239H104ZM214 240V241H213ZM245 240H246V242H245ZM2 241V240H1ZM33 241V240H32ZM37 241V242H38ZM49 241V240H48ZM119 241V240H118ZM252 241V240H251ZM22 242V241H21ZM31 242V241H30ZM29 242V243H30ZM36 242V240L34 241V243H33V245H37V243H35ZM69 242H68V244H67V246H69L70 247V245H69ZM249 242H250V240H249ZM248 242V243H249ZM1 243V242H0ZM28 243V242H27ZM42 243V242H41ZM51 243V242H50ZM52 243H54L53 241H52ZM71 244V245H74V244ZM100 243V242H99ZM102 243V242H101ZM120 243V244H121ZM252 243V242H251ZM23 244H25V243H23ZM104 244H106V243H104ZM109 244V243H108ZM119 244V243H118ZM118 244L117 245H115V246H118ZM133 244V245H134ZM12 245V244H11ZM53 245V244H52ZM107 245V244H106ZM132 245V244H131ZM130 245V246H131ZM1 246H2V244H1ZM20 247H23L22 245H19ZM54 246V245H53ZM64 246H65V243H64ZM66 246V247H67ZM105 246V245H104ZM109 246V245H108ZM61 247H63V246H61ZM74 247V246H73ZM73 247H71V248H73ZM95 247V246H94ZM112 247H114V246H112ZM119 247V248H118ZM118 247H116L117 249H119V251L121 250V254H125L126 253V251L125 250H123V253H122V248L124 247H127V249L126 250H128V246L127 245H122V247H120V246H118ZM207 247V248H208ZM3 248V247H2ZM30 248H32L31 247V243H30ZM29 248V249H30ZM55 248V247H54ZM58 248V247H57ZM60 248V247H59ZM115 248V247H114ZM121 248V249H120ZM134 248V247H133ZM22 251L24 250V249H22V248H20ZM39 249V248H38ZM56 249V248H55ZM74 249V248H73ZM76 249V248H75ZM74 249V250H75ZM108 249V248H107ZM113 249V248H112ZM135 249V248H134ZM144 249H143V251H144ZM1 250V249H0ZM20 250V251H21ZM67 250V249H66ZM69 250H70V252L73 254V253H75L74 251H71V249L69 248ZM76 250H78V249H76ZM87 250V249H86ZM86 250H84V253H85V251ZM94 250V249H93ZM92 250V251H93ZM109 250V249H108ZM107 250V251H108ZM110 250H111V248H110ZM116 250V249H115ZM140 250V249H139ZM207 250H211V249H207ZM22 251H21V256H22ZM37 251H39V250H37ZM49 251H51V250H49ZM80 250H78L77 251V254H79L78 252H79ZM95 251V250H94ZM93 251V252H94ZM104 251V250H103ZM119 251H115V254H117L116 252H119ZM128 251H133L132 249L130 250H128ZM148 251V250H147ZM176 251H179V252H177V253H179V254H177L176 253ZM212 251V250H211ZM1 252V251H0ZM4 252V251H3ZM27 252H29V251H27ZM27 252H26V254H27ZM44 252V251H43ZM45 252H46V250H45ZM48 252V251H47ZM57 252H58V249H57ZM70 252L68 253V255L70 254ZM105 252V251H104ZM113 252V251H112ZM125 252V253H124ZM153 252H154V250H153ZM208 252V251H207ZM20 253V252H19ZM25 253V252H24ZM39 253V252H38ZM51 253V252H50ZM82 253V252H81ZM87 254H88V250H87V252H86ZM120 253V252H119ZM127 253H130V252H127ZM133 253V255H136L135 254V252H132ZM131 253V254H132ZM202 253V258L201 259H203V252H201ZM200 252H199V254H201ZM217 253H218V251H217ZM1 254V253H0ZM40 254V253H39ZM45 254V253H44ZM52 254V253H51ZM101 254H102V252H101ZM110 254H111V251H110ZM151 254V253H150ZM206 254V253H205ZM209 254H212V253H210L209 252ZM213 254H214V252H213ZM2 255H4V254H2ZM9 255H11V254H9ZM20 255V254H19ZM38 255V254H37ZM41 256H38V257H36V254H35V252L32 250V249H30V259L31 260H43V261H45V257L44 256H42V254H40ZM53 255H54V253H53ZM52 255V256H53ZM75 255H76V253H75ZM111 255H114V254H111ZM118 255V254H117ZM170 255V256H171ZM47 256H50V255H47ZM55 256H58V255H54V258H55ZM60 256V255H59ZM71 255H69V257H70ZM73 256V255H72ZM71 256V257H72ZM103 255H101V257H102ZM120 256V255H119ZM128 256H130L129 254H128ZM191 256V255H190ZM190 256H187V257H190ZM193 256V255H192ZM199 256V255H198ZM11 257V256H10ZM25 257V256H24ZM78 257V256H77ZM77 257L75 258V259H77ZM81 257V256H80ZM79 257V258H80ZM106 257V256H105ZM105 257H104V259H105ZM118 257V256H117ZM149 257V256H148ZM156 257V256H155ZM173 257V256H172ZM176 257L174 256V259H176ZM193 257H195V256H193ZM205 257H206V255H205ZM210 257H212V256H210ZM215 257V256H214ZM1 258H4V257H1ZM0 258V260L2 261V259ZM12 258V257H11ZM20 258H22V257H20ZM26 258H27V256H26ZM83 258H84V255H83ZM82 258V259H83ZM108 258V257H107ZM106 258V259H107ZM144 258V257H143ZM147 258V257H146ZM152 258V257H151ZM165 258V257H164ZM169 258V257H168ZM167 258V259H168ZM199 258V257H198ZM47 259V258H46ZM49 259H51L50 257H49ZM60 260H63L62 258H59ZM72 259H74V258H72ZM89 259H91V258H89ZM105 259V260H106ZM155 259V258H154ZM153 259V260H154ZM157 259V258H156ZM179 259V258H178ZM177 259V260H178ZM200 259V260H201ZM205 259H207V257L205 258ZM19 260H21V259H19ZM25 260V259H24ZM84 261L86 260L85 258L83 259ZM91 260H93V259H91ZM90 260V261H91ZM103 260V259H102ZM104 260V261H105ZM114 260H118V259H114ZM129 260V259H128ZM135 260V259H134ZM137 260V259H136ZM175 261V260H173V261H175V262H173L172 264H184L182 261L184 260H181V262H179V260L178 261ZM195 260H197L198 261V259L196 258ZM57 261V260H56ZM87 261V260H86ZM94 261V260H93ZM116 261H111L109 264H121V262H119L118 263V261H117V263H116ZM132 261V260H131ZM144 261V260H143ZM160 261V260H159ZM187 260H185V262H186ZM206 261V260H205ZM208 261V260H207ZM53 262V261H52ZM83 261H81V263H79V264H85V263H82ZM89 262V261H88ZM94 262H96V260L94 261ZM101 262V261H100ZM139 263H140V261H138ZM137 262V263H138ZM145 262H147V261H145ZM153 262V261H152ZM188 262V261H187ZM196 262V261H195ZM194 262V263H195ZM201 262V261H200ZM204 262V261H203ZM210 262H209V264H210ZM2 264H3V262H1ZM0 263V264H1ZM56 263V262H55ZM58 263H60V262H58ZM91 263V262H90ZM136 262H135V264H137ZM162 262H158V261H155L154 262V264H161ZM165 263V262H164ZM4 264H6V263H4ZM47 264V263H46ZM61 264V263H60ZM63 264H64V261H63ZM88 264V263H87ZM92 264V263H91ZM123 264V263H122ZM127 264H129V263H127ZM190 264V263H189ZM196 264V263H195ZM197 264H198V262H197ZM203 264H205V263H203Z\"/></svg>",
    "mask_w": 264,
    "mask_h": 264
},
{
    "label": "rangeland",
    "instance_id": "374dc122",
    "mask_svg": "<svg viewBox=\"0 0 264 264\" xmlns=\"http://www.w3.org/2000/svg\"><path fill=\"white\" fill-rule=\"evenodd\" d=\"M5 1H7V0H3V2H2V0H0V11L2 12V10L3 11H5L4 13H6V14H4L3 12L1 13L0 12V14L2 15L1 17H0V19H3V20H0V96H2L1 98H3L4 97V99H0V101H1V103H0V105L2 104V102H3V104L2 105H4V107L6 108V110H4V111H8L7 113L6 112H4L2 109L0 110V122H2L3 123V125L1 126V127H3V131H1V128H0V131H1V134H0V152H1V155L0 156H2V157H0V158H2V159H0V191H3V193L2 192H0V207L1 208H4L5 209V205L9 202V199L11 200L8 204L9 205H11L12 204V206L10 207L9 205H7V206H9L10 207V210L11 209H14V210H9L8 212H9V214L8 213H6V214H8V215H10V214H14L13 215V218H14V216H17V220L19 219L20 220V218H21V220H20V222H19V220H18V222H17V220H16V218H14L15 220H16V222H15V220H12V219H10L9 217H7V216H3V218H1L0 217V220H1V222H0V224H1V227H2V229L3 230H1V227H0V231L2 232V231H4V232H6V230H7V232L6 233H4V232H2V233H0L1 235H0V258L1 257H4V258H1L2 259V261L0 260V263L1 262H3V264L4 263H6V264H63V261H64V264H79V263H81V261H83L82 263H85V264H109L111 261H116V260H114V259H118L117 261H118V263L119 262H121V264L123 263V264H127V263H129V264H135V262L137 263L138 261H140V263L138 262L137 264H154V262L155 261H158V262H162L161 264H172L173 262H175L178 258L180 259H178L179 260V262H181V260H183L182 262L184 263V264H197V262H198V264H203V263H205V264H209V262H210V260H212L213 259V261H214V258H215V260L216 261H218V259H220V249H219V247L217 246V245H212V244H210V247H208V246H206V244L204 245V248H202V249H200L201 251H198V255L196 256V254H197V251L195 252H193L192 254H186L185 255V257H183L182 256V258H180L179 257V255L181 254H183V253H181V252H179V251H176V253L177 252H179V253H177V254H179L178 255V258L176 257V255L173 253V255H171V254H167L166 256H164L163 258L162 257H160L159 258V256L157 255V253H156V251H155V248L154 249H150V248H148V249H144V248H141V246H137V243L136 244H134L135 242H132V243H130V240H131V238H130V240H129V238L127 237L126 238V241H127V239L129 240V244L128 243H126L125 242V244H124V241H123V243H121L122 241L120 240V239H123L124 240V238H119L120 237V235H122L123 234V232H121V230H120V233H122V234H118L119 235V237H118V235H117V237L119 238H117V239H115L116 237V235L114 234V232H113V234H112V231H114V230H116V227H118L117 225H116V227L114 226L115 225V223H118V222H116V221H114L113 223H111V225L114 227H112L111 228V225L109 226V227H106V228H104V231H105V236L103 237V240L101 239V237H99V239H101V240H98L97 238H94L93 240H92V242H91V245H90V247L91 246H93V248H91L92 250H91V254H90V248H88V247H85V245L83 246V248L80 246V243H79V248H77V246L75 247V245H76V243H78V242H80V239H82L81 237L79 238V236L80 235H78L77 233H76V235H77V237L78 238H76V236L74 237V234L75 233H73V232H76L75 230H76V228L74 227V229H72L71 227H73V226H71V224H67L68 222L67 221H64L62 218L63 217H61V215H59V216H54L53 215V213L52 212H50V211H48V210H45L44 209V207H42V209L41 208H39L38 207V209H37V205H35V207H34V204H36V201H35V199L34 198H36V196H38V194H44V192L42 193V191L40 192V190H38V188H43L44 187V185L46 186V184H44L43 182L44 181H42L41 180V178L42 177H40V176H43L44 175V172L42 173L43 175H40L39 173H40V171H43L42 169L39 171V172H37L38 170L36 169V168H34V167H31L28 163H29V161H27V160H24L25 159V157L24 156H22L23 154V151L21 152V147H19V145L17 144L18 143V137H20V126H17V120L16 119H18L17 118V116H23V118H24V121H26V119H29V121H26V122H28V124L30 125V127H31V125H32V129L34 130L35 128H37V127H41V130H40V128H37V129H35V132H36V134L37 135H39V134H41L42 133V137L43 136H47V138H46V136H45V139L47 140H45L46 141V143H42L43 145H49L50 143H54L56 140L53 138L54 136H56V138L59 136L60 137V135L58 134V131H59V133L61 132V136L63 135V136H65V134H67L68 133V135H67V137L66 138H68L69 140L71 139L72 141L74 140V142H76V144L74 145V147H72V149L75 151V152H77V151H79V152H82V154L86 151V149L88 150L89 148H91L92 146H91V143L89 144L90 145V147H88L86 144H88L89 142L88 141H91V140H89L88 138H87V136H85L84 134H82L81 132H80V125H82V124H87L88 122H90V114H92V112H93V114L94 113H97L99 116H101L103 119H105V120H110L111 118H112V121H113V123H112V121L110 120L109 122H111V124L113 125V126H115V124H116V122H118V124L121 122V124L124 122V126H126L127 125V127H129V126H132L131 128L133 129L134 127V130L135 131H137V132H139V131H141V132H139V133H141L143 136H140V138H143L144 136V138H145V140H142V141H151L150 143L149 142H147V146H142V145H144V144H146V143H143V142H141V144H140V146H137V144L136 143H138L136 140H138V138L139 137H137V139L136 138H134V139H136V140H132V141H136V145H134V144H130L131 142H130V140L132 139V137L130 138L129 137V134H127V132L129 131L128 129H130V131H129V133H131L130 134V136H132V135H134L135 133H137V132H135V131H133L130 127L129 128H127L126 127V130H128V131H126V130H122V128H125V127H123L121 124H119V125H116L117 126V130L119 129V127L118 126H120L121 127V129L120 130H118V132L117 133H119L120 134V138H119V142L123 145V144H127V145H129L128 147H134V148H136V146H137V148H136V150L138 149V147H140L139 149L142 151H144V153L143 152H140L142 155H146L145 157H143L142 158V155L141 154H139V152H136V150H134L136 153H138L139 154V156H141V158L143 159V161H141L138 157V154H135V155H131L132 154V152L134 153V151L132 150V149H130V148H125V149H122V147H126L125 145H123L122 147H121V145L119 144V145H115L117 148H119L121 151L122 150H125V151H123V152H125V154L127 153L128 154V152H129V156H131L130 157V160L132 159V160H134L135 159V164H136V161H137V164H139V161H140V163L142 162H144V160H146L145 161V163H141L140 164V167L138 168V169H144V167H145V169L147 170L148 169V167H147V165L149 166V167H153V168H155L154 170H156L157 168H159L158 167V165H157V168H156V165L154 164V162H157V161H160V164H159V162L157 163V164H159L160 166H162V167H160L159 168V171H161V172H159L158 171V169L156 170L157 172H159L161 175L163 174V175H165V176H168V177H171V178H173L175 181L177 180V177L179 178V181H181V183L180 182H178V181H176V183L179 185V187H180V189H181V194L179 193V195H177L176 197H172V199H173V201H174V199H177L178 201V205L179 206H181L183 209H185V211H186V215H189V212H191L190 214L192 215L193 213L194 214H199V212H198V210L197 211H195L196 209H195V207H194V204H193V202L189 199V198H187V196L188 197H190V198H192V200H193V198H194V196L196 195L195 194V192H194V190L197 188H199V192L201 191H203L204 193H202V198H200V195H199V199H198V203H199V200L201 199L202 200V202H200L198 205L199 206H204V205H201V203H203V201H204V203L206 202V200L208 199V198H210L214 193V195L216 196V194H218V192H216V191H224V190H222L221 188H219V187H217L218 186V182L219 181H221L222 183H224V185H225V183L226 182H228V184H230L229 182H231L232 184V186L231 185H229V187H228V185H227V189L228 190H230V188H232V189H235V188H238L240 191H238L237 189V191L236 190H232V191H234V192H236V194H238L239 192H241V193H239L240 194V196H241V198H243V200L245 201V203L246 204H248L247 206H250L249 208L247 207V206H244V204H242V203H240V201H238L237 199H236V197H233V196H231V195H227V193H229V192H227V191H224V192H222V194H221V192H219V194L217 195V196H219V198L218 197H216L218 200H219V203H218V205L220 204V201H222V199H226V197L224 198V196H225V193H226V196H227V199L228 200H226L227 202V204H225L226 206H223V205H221L222 207H221V210H222V208L224 209V207H225V209L224 210H220L219 209V207H220V205H219V207H218V209L223 213V212H225V213H223L224 214V216L222 215V213H221V216H220V213H219V211H218V209H216L217 208V204L216 205H214V201L215 202H217L215 199V197H214V199H213V197H211L210 198V203L209 204H211V205H214L213 207V209H215V211H212V215H213V218H216L218 221H219V223H220V220L221 219H226L227 217H228V215H230V214H236V210L237 209H241V210H237V212H240V211H242L243 210V212H241V213H238L239 215L240 214H247V218L245 217V215H244V217L246 218V219H249V218H255V216H258V215H260V214H262V216L260 215V216H258L257 218H259V217H263L264 218V216H263V213H264V211L263 210H261V212H259L260 210H259V208H262V204H263V207H264V189H263V191L261 190V192H260V187L262 186V185H259V184H257V182H260V181H257L255 178H257L258 180L259 179H262V180H264L263 178H264V176H263V178H261V175H263L264 173L262 172V174L260 173V172H258V171H256V170H254V174H255V172L256 173H259V174H261L260 176H258L259 174H257V177H255V178H253L252 180L251 179H249L250 178V176L251 175H253V174H251V175H249V173H250V171L253 173V171L251 170V169H256L255 168V166H257V163H254L253 165H255L254 166V168H249L248 166H244L243 165V167L245 168V167H248L249 168V172H246V173H248V175L247 176H249V178L247 179V177L244 175V173H243V176H242V174H240L241 173V170H240V168H241V163H242V158H245V159H247V156L245 157H243V155H244V153L245 154H247V150L245 149V148H242V147H238L237 146V143H234V145L233 144H229L228 146H226L225 145V147H223L224 145V143L223 142H225V144H227L226 142H227V138L226 137H222V138H219V139H217L216 137H212L213 135H212V133H213V131H212V129H211V131H212V133H210L212 136H210V134H207V136L204 134L205 133V131H203L204 129H207V125H206V127L204 128V127H202V129H197L198 131H200L201 133H202V131L204 132V133H202L203 134V138L202 137H198V136H200V135H196L195 137H194V135H195V133L194 132H192L190 129H191V127H189V126H186L187 124L186 123H188V121H189V119H192L193 118V116H192V112H193V109H195V107H192V108H190V107H188L190 110H188L187 109V111L185 112V111H182L181 109H180V107H178V108H176L177 110H181L180 111V113L181 112H185V115H183V114H179V116L180 115H183V117H185V116H188L187 118H188V120L186 121V118L184 119V118H182L181 116H180V118L178 117L177 118V116H178V114H174V115H170V117H172L171 119H172V122L173 123H171L169 120V115H167V114H173V113H176V110L172 113V111H173V109L171 108L172 106H174V105H171L172 104V101H171V98H170V91H171V89L169 88L168 89V91H166V87H168V86H170V79H169V81L167 82V77L165 78L163 75V77H164V79H163V81L165 82H163L162 81V83H160V82H156V80L154 81H152L151 82V80L149 79L150 77H151V74H152V72L153 71H156V70H158V71H162V72H165L164 70H166V71H173V73L177 76V78L178 79H180V83H183V84H185L184 85V87H182L183 88V91H182V94L183 95H187L188 93L190 94V90L189 91H186L187 89H191V87H193V84H194V87L195 88H198L197 90H195V91H198V92H196V93H198L197 95H199L200 96V93L201 94H204V93H206V95L204 96V97H206V96H208V98L206 99V102L204 101V98H201V97H203V96H201V97H199V96H195V98H197V99H199L203 104H205V106H208V107H204V108H202V107H196V108H199V111H197V113H198V115H201V111H203V113L205 114V113H207L206 112V110H205V108L207 109V108H212L213 109V106L215 107H217V109H218V111H219V108H221L220 110L222 111H220L219 112V114L217 115V109H216V107H215V110H211V112L213 111H216V112H214L213 113V115H216V116H219L218 118L219 119H221V115H224L223 114V112L224 111H226V109L227 108H225V103L223 102V101H221V102H223L222 104H220V106H222V107H220L219 106V108H218V106H217V104L218 103H221V102H219V100H217L216 102H217V104L215 103V101H214V99L212 98V96L214 95V90H211V92H213V95H212V93L210 92V91H208V90H210V89H208V88H206L205 87V85H206V82L203 80V79H201L200 78V76H199V74H198V69H200V66H199V63H198V61L196 62V61H192L191 62V64H190V62L189 63H186V65L185 64H183V65H178V62H176V61H179L180 59L179 58H183L184 56H185V52L184 53H180L181 54V56H180V54L179 53H177L176 52V50H175V53L172 55L173 57L176 55V57L175 58H172L171 59V57H170V55L169 54H164V52L163 51H159V52H162V55H160L161 53H159V52H156L155 54L152 52V51H149V50H141V52L140 53H138V54H134L131 50H130V47L128 46V44L126 43V42H123L122 40H121V42H122V44H121V42H119L120 41V37H118V35H119V33H118V31H117V28H113L112 27V25L114 24L113 23V16L112 15H108V13L109 12H113V10H117L116 8L114 9V7H116V6H114V7H112L114 4H112L113 2L112 1H110V0H108L109 2H108V6L109 7H111V8H113V10L112 9H109L108 11H107V9L109 8H106V9H103V8H105V6L103 7V8H101L102 10H104V13H102L101 11H100V7L102 6V3H106V2H104V0L103 1H100V2H102V3H99V1L97 0V5L96 6H94V4H91V3H93V2H91L90 3V1L91 0H87V3H86V0L83 2L84 3V7H86V4H88V1H89V4L87 5V11L86 10H84V11H86L87 12V14H86V16H85V13L86 12H84V13H82V11H83V9H81V11H80V14H77L79 17H74V15L75 14H72L71 15V21H72V18H73V23L71 24V21L70 20H68V21H66V19H65V22H64V18H63V13L61 14L60 12H62V10L60 11V12H58L59 13V15H58V13H56L57 14V16H58V18H59V20L60 21H58V19H57V24L60 26V27H63V26H69L68 28H71V30L73 29L74 30V32H73V30L71 31L72 33H70V31H69V34H68V37H67V41L66 42H64V43H62L61 41H60V37H61V34H60V37H59V32H60V29H58V30H56L57 32H55L54 30H52V29H50V28H48L47 27V29H46V24L48 23V22H46V21H48V20H50V18H52V16H53V13H54V11H52V10H54V8L51 10V9H49V7H47L46 5H45V2L43 1V0H41V1H39V3H38V5H36L35 7L33 6V7H31V8H34L35 9V11L32 9L31 11H34V12H30L31 13V15L29 16V17H31L32 16V18L34 17V16H36V14H40V16L41 15H43V14H49V15H46V16H44L43 15V17H41L42 19H44L43 21L45 22H43V21H41L42 19H40V17L38 16V17H36L35 18V20H36V22L34 23V19H33V21H30V19L32 20V18H30V19H27V21L25 20V17L26 18H28L27 16H25L26 14H28L29 12H27V13H25L26 12V10H27V7H25L26 6V4H25V6L24 5H22V1H20V0H8V2L9 3H5ZM16 2V4H15V2ZM95 1V0H94ZM156 1V2H155ZM150 0V4H152V5H150V6H155L158 10H163L164 11V8H166L167 7V5L168 4H163L165 1L167 2V0ZM163 3H162V2ZM205 1V0H204ZM217 1V2H216ZM216 1H212V0H207V2H213L212 4L210 3V7H214V4H219V5H217V7L219 6H221L222 5V2L220 1V0H216ZM13 2V3H12ZM44 2V3H43ZM111 2V3H110ZM144 2H145V0H144ZM171 3L172 5H176V2H175V0H168V3ZM206 2V1H205ZM206 2V3H207ZM4 5H3V4ZM169 3V6H171V7H173L171 4ZM186 4V2H183V3H181V5H182V8H184V6H185V4ZM11 4V5H10ZM13 4H14V6H13ZM20 4H21V7H20ZM43 4V5H42ZM96 4V3H95ZM107 4V3H106ZM105 4V5H106ZM111 4V5H110ZM146 4L147 5H149L147 2H146ZM209 4V3H208ZM2 5V6H1ZM9 5V6H8ZM16 5V6H15ZM55 5V3L53 4V6ZM57 5V4H56ZM174 5V6H175ZM187 5V4H186ZM22 6H23V8L25 7L26 8V10H22L23 8H22ZM58 6H59V4H58ZM57 6V7H58ZM216 6V5H215ZM12 7V8H11ZM20 7V9H19V11L21 10V12L23 11H25L24 12V14L25 15H22L24 18L22 19L24 22H22V20H21V15L20 14H18V13H16V12H18V8ZM56 7V6H55ZM93 7V8H92ZM180 7V6H179ZM4 8H6L8 11H6ZM9 8V9H8ZM10 8H11V13H12V15L14 14V16H11V13H10ZM30 8V9H31ZM39 8H41V10L39 9ZM82 8V7H81ZM97 8V9H96ZM155 8V9H156ZM162 8V9H161ZM170 8V7H169ZM39 9V10H38ZM46 9H48L46 12L44 11V10H46ZM86 9V8H85ZM90 9H92V10H90ZM95 9H96V11L99 9V11L101 12H99L100 14H96V13H94V11H95ZM156 9V10H157ZM168 8H166V10H167ZM28 10H29V8H28ZM59 10H60V8H59ZM89 10V11H88ZM157 10V14H158V11ZM165 10V11H166ZM14 11V12H13ZM38 11L40 12V13H38ZM44 11V13L42 14L41 12H43ZM105 11H106V13H105ZM165 11H164V13H165ZM10 14H9V13ZM21 12H19V13H21ZM108 12V13H107ZM156 12V11H155ZM168 11H166V13H167ZM117 12H113V14L115 15ZM161 14H162V12H160ZM163 13V14H164ZM21 14H23V13H21ZM32 14H35V15H32ZM94 14H96L97 15V17L99 18V16L98 15H100V19H101V17H102V19H109L108 21H101L100 19H97V17H96V19H95V15ZM101 14H107V16H105V17H107V18H103V16L101 15ZM155 14V13H154ZM157 14H155V15H157ZM4 15V16H3ZM17 15H19V16H17ZM29 15V14H28ZM52 15V16H51ZM76 15V16H77ZM81 15H84V17L83 16H81ZM87 15H89V16H87ZM165 15V14H164ZM47 16H49V18L47 17ZM93 16H94V18H93ZM112 16V17H111ZM18 17V18H17ZM45 17H46V19H45ZM87 17H89V20H88V18ZM92 17V18H91ZM37 18H39L38 20H37ZM48 18V19H47ZM69 18H70V16H69ZM63 21H62V20ZM82 19V20H81ZM21 20V21H20ZM29 20V21H28ZM83 20H86V22L85 21H83ZM94 20V22L95 23H98V22H102V23H104L105 22V24H107L108 25V22L110 23L111 22V24H110V26H111V30L112 31H110L111 33H112V35H113V42H112V44H114V46L113 47H111L112 45H110L109 46V49L106 47V45H103V40L102 41H100L98 38H99V33L97 32L95 35H94V32H96L95 30H93V29H91L90 27H89V22H92ZM95 20H97V21H95ZM100 20V21H99ZM70 21V22H69ZM26 22V23H25ZM69 22V23H68ZM88 22V23H87ZM31 25H36L37 26V28H34L33 26L31 27V29L33 28V29H38V26L40 25V23H41V25H44L43 27H41V26H39V29H38V31L39 32H34V30L32 29V30H30V27H29V29L27 28V26L26 25H29V24ZM61 23H62V25H61ZM66 23V24H65ZM84 23H87V25H85ZM7 24H8V26H7ZM25 24V25H24ZM68 24H70V25H68ZM101 24V23H100ZM14 25V26H13ZM75 25H77L76 27H74ZM35 26V27H36ZM73 26V27H72ZM9 27V28H8ZM40 27H41V29H40ZM77 27H79V28H77ZM43 28V29H42ZM113 28V29H112ZM10 31H9V30ZM115 29V30H114ZM18 30V31H17ZM40 30H42V33L40 32ZM79 30V31H78ZM46 31V32H45ZM11 32H13V33H11ZM17 32H18V34H17ZM22 32V33H21ZM34 32V33H33ZM115 32V33H114ZM90 33V34H89ZM93 33V34H92ZM3 36H2V35ZM5 34V35H4ZM50 34V35H49ZM51 34H52V36H51ZM75 34V35H74ZM18 35V36H17ZM35 35V36H34ZM36 35H39L38 37L36 36ZM47 35V36H46ZM83 35V36H82ZM9 36H10V39H9ZM13 36V37H12ZM21 36V37H20ZM22 36H23V38H22ZM34 36V37H33ZM43 36V37H42ZM74 36H76V37H74ZM120 36V35H119ZM7 38V39H4V40H2L3 38ZM85 37V38H84ZM12 38H14V39H12ZM32 38V39H31ZM39 38V39H38ZM41 38V39H40ZM52 38V39H51ZM50 39V40H49ZM55 39V40H54ZM7 40V41H6ZM31 40V42H29ZM35 40V41H34ZM40 40H41V42H40ZM78 41H79V43H78ZM100 43H99V42ZM2 42V43H1ZM5 42V43H4ZM12 43V44H10V43ZM38 44H37V43ZM46 42V43H45ZM93 42V43H92ZM118 42V45H116V43ZM31 43H32V45H31ZM36 43V44H35ZM40 43V44H39ZM57 43V44H56ZM60 43V44H59ZM86 43V44H85ZM3 44V45H2ZM59 44V45H58ZM78 44V45H77ZM119 44H120V46H119ZM13 45V46H12ZM32 47H31V46ZM41 45V46H40ZM79 45H81V48H80V46ZM100 45V46H99ZM2 46V47H1ZM38 46H40V47H38ZM47 46V47H46ZM64 46V47H63ZM66 46H67V48H66ZM77 46V47H76ZM79 46V47H78ZM83 46V47H82ZM86 46H90L89 47V49H88V47H86ZM98 46V47H97ZM124 48H123V47ZM126 46V47H125ZM127 46H128V48H127ZM16 47V48H15ZM43 49H42V48ZM69 47V48H68ZM116 47H120V48H116ZM5 48H6V51H5ZM41 48V49H40ZM85 48H87V50L85 49ZM122 48V49H121ZM128 50H127V49ZM202 48V49H201ZM200 48V50L201 51H205V50H203V46ZM108 50L109 52H105V50ZM179 49V50H178ZM13 50V51H12ZM22 50V51H21ZM36 50V51H35ZM42 50V51H41ZM49 50V51H48ZM51 50H52V52H51ZM68 50V51H67ZM89 50V51H88ZM119 50V51H118ZM177 50L180 52V51H182L181 50V48H177ZM10 51V52H9ZM111 51H113V52H111ZM6 52V53H5ZM39 52V53H38ZM85 52V53H84ZM3 53H5V54H3ZM11 53V54H10ZM34 53V54H33ZM47 53V54H46ZM153 53V54H152ZM58 54V55H57ZM62 54V55H61ZM79 54H81V55H79ZM144 55L143 57H144V59H146L147 58V56L149 57V59L150 60H145V62H144V60H142V57L140 56V55ZM164 54V55H163ZM37 55V56H36ZM39 55V56H38ZM57 55V56H56ZM99 57H98V56ZM180 56V57H178V56ZM3 56H5V57H3ZM41 56V57H40ZM48 56V57H47ZM93 56V57H92ZM102 56H104V57H102ZM162 56V57H161ZM168 56V57H167ZM183 56V57H182ZM15 57V58H14ZM38 57V58H37ZM65 57V58H64ZM92 57V58H91ZM94 57H95V59H94ZM5 58V59H4ZM12 58V59H11ZM41 58V59H40ZM69 58V59H68ZM72 58V59H71ZM103 58H105V61L104 62H106V61H109V63H110V65H111V69H109V67L107 66H104L103 64H102V61L104 60ZM127 58V59H126ZM157 58V59H156ZM168 58H170V59H168ZM178 58V59H177ZM139 59V60H138ZM183 59H185V58H183ZM182 59V60H183ZM1 60H2V62H1ZM35 60H37V61H35ZM92 60H93V62H92ZM101 60V61H100ZM152 60H153V62H152ZM176 60V61H175ZM8 61V62H7ZM46 61V62H45ZM56 61H59V62H57V63H55ZM119 61H121L120 62V65H118L119 64ZM124 61V62H123ZM152 62V64H151V62ZM164 62V63H161V62ZM169 61V62H168ZM181 61V60H180ZM253 61H255V62H257V63H253ZM4 62V63H3ZM7 62V63H6ZM41 62V63H40ZM44 62V63H43ZM63 62V63H62ZM83 62V63H82ZM113 62H114V64H113ZM115 62H117L118 64V66L116 65V63ZM157 62V63H156ZM173 62V64H170V63H172ZM21 63V64H20ZM49 63V64H48ZM160 63V64H159ZM5 64V65H4ZM10 64V65H9ZM16 64V65H15ZM48 64V65H47ZM63 64V65H62ZM113 64V65H112ZM164 64H165V67H164ZM176 64H177V66H176ZM20 65H24V66H21L20 67ZM38 65H39V67H38ZM43 65V66H42ZM86 65V66H85ZM163 67H162V66ZM167 65V66H166ZM169 65V66H168ZM184 65L185 66H187L188 68H186V67H184ZM191 65V66H190ZM43 67V69H41L42 67ZM76 66V67H75ZM148 66V67H147ZM155 66H157V67H155ZM173 66V67H172ZM181 66H183L184 68V70L182 69V68H180ZM195 66V67H194ZM252 67H253V71H252V79L248 82V85H247V83H245V85H247V87H248V89H249V87H250V90H248L247 91V89H246V91L249 93H252L251 91V89L253 88V86L255 85V88H254V90H256V88L258 87H256V85H260V82L262 81V80H264V70H263V68L261 67V65H260V63H258V61H257V59H252V65H251ZM9 67V68H8ZM50 67V68H49ZM59 69H57V68ZM79 67V68H78ZM118 67V68H117ZM22 68V69H21ZM56 68V69H55ZM90 68V69H89ZM149 68H151L152 70H153V68H154V70L152 71L151 69H149ZM171 68V69H170ZM185 68L187 69V70H185ZM15 69V70H14ZM72 69V70H71ZM113 69V70H112ZM130 69V70H129ZM179 69V70H178ZM193 69V70H192ZM81 70V71H80ZM90 70V71H89ZM91 70H93V71H91ZM97 70H98V72L100 71V74L101 75H99V73L97 74ZM104 70V71H103ZM109 70L110 71H112V72H114V74L115 75H117V76H119V84H121V82H122V84L124 85L123 87H122V84L121 85H119L118 84V87L119 88H116L117 86V82H116V85L115 84H113L114 86H115V88L113 87L112 88V82L110 83L109 81V79H106L107 78V74H108V72H109ZM116 70H118V71H116ZM3 71V72H2ZM40 73H39V72ZM52 71V72H51ZM57 71H58V73H57ZM69 71V72H68ZM73 71V72H72ZM87 71V72H86ZM95 71H96V73H95ZM116 71V72H115ZM194 71V72H193ZM59 72H60V74H59ZM92 72V73H91ZM93 72L95 73V74H97L95 77L93 76V77H90L91 76V74H93ZM118 72V73H117ZM133 72V73H132ZM181 72V73H180ZM76 73H78V74H76ZM167 73V72H166ZM259 73H260V75H259ZM4 74V75H3ZM39 74V75H38ZM47 76H46V75ZM55 74V75H54ZM140 74V75H139ZM15 75V76H14ZM56 75H58V76H56ZM66 75V76H65ZM90 75V76H89ZM137 75V76H136ZM146 75H148V76H146ZM196 77H195V76ZM258 75V77H256ZM40 76V77H39ZM80 76V77H79ZM103 76H104V78H103ZM126 76V77H125ZM139 76V77H138ZM140 76L143 78V80H141V79H139L140 78ZM166 76H168L167 74H166ZM48 77V78H47ZM120 77H124V78H120ZM138 77V78H137ZM149 77V78H148ZM180 77V78H179ZM181 77H184V78H181ZM186 77V78H185ZM76 78V79H75ZM101 78H103V83H104V85L106 86V88L107 87H109L110 86V84L112 85V86H110L111 88L109 89V88H107V90H106V88H105V86L103 85V84H99V83H101ZM132 78H134V79H132ZM136 78V79H135ZM146 80H145V79ZM7 79V80H9V81H7L6 80V82H5V80ZM99 79H100V82H99ZM118 79H115L116 81L118 80ZM129 79V81L131 80V82H134V83H129V84H127L128 83V80ZM177 79V80H178ZM187 79H189L190 81H192V82H190L189 80L188 81H186ZM253 79H255L256 80V82H254V81H252ZM50 80V81H49ZM77 80V81H76ZM79 80V81H78ZM106 80V81H105ZM115 80H114V83H115ZM120 80H121V82H120ZM133 80V81H132ZM146 82H145V81ZM148 80V81H147ZM150 80V81H149ZM166 80V81H165ZM4 82V83H3ZM76 82V83H75ZM93 82V84H94V82H99V83H96V84H91ZM142 82H145V85H147L145 88H147V89H145L144 88V84L142 83ZM159 83L160 84V86L163 84V88H164V90H162V92H164L163 94L162 93H160V94H154L153 96L151 95V94H153L154 92L155 93H157V90L154 88V86H153V88H152V90L150 89V87L152 86L151 85V83L153 84V83ZM174 82V81H173ZM67 83V84H66ZM155 83V84H156ZM166 83H168V85H165ZM202 83V84H201ZM249 83H250V85H249ZM251 83H254V84H251ZM73 84V85H72ZM87 84V85H86ZM90 84V85H89ZM143 84V85H142ZM154 84V85H155ZM172 84V83H171ZM9 85V86H8ZM96 85H97V87H98V85L99 86H104V90H103V86H102V88L100 87V89L101 90H99V88H98V90L100 91H98V90H96L97 88H96ZM127 85H132V87H135V88H132V89H130L131 88V86H127ZM142 85V86H141ZM253 85V86H252ZM13 86V87H12ZM56 86H58V87H56ZM66 88H65V87ZM78 86V87H77ZM165 86V87H164ZM172 86V85H171ZM173 86H174V84H173ZM197 86V87H196ZM199 86H201L203 89H201V87H199ZM12 87V88H11ZM55 87V88H54ZM76 87V88H75ZM89 87V88H88ZM126 87V88H125ZM207 87H209L208 85H207ZM221 87V86H220ZM246 87V88H247ZM260 87V86H259ZM13 88H15V89H13ZM18 88V89H17ZM20 88V89H19ZM26 88V89H25ZM28 88V89H27ZM57 88V89H56ZM58 88H60V89H62V94H58L59 92H60V89H58ZM69 88H72V89H69ZM123 88H125V89H123ZM128 88V89H127ZM173 88V87H172ZM219 88V87H218ZM74 89V90H73ZM122 89V90H121ZM149 89V90H148ZM155 89V90H154ZM184 89H185V91H186V94L184 93L185 91H184ZM57 90H59V92H57ZM80 90H82V91H80ZM86 90V91H85ZM135 91V93H133L134 94V100H133V102L135 101V103L136 104H133V102H132V96H133V94L131 93V91ZM148 90V91H147ZM170 90V91H169ZM223 90H224V88L223 87H221V89L219 90L218 89V91H219V94H222L223 93ZM253 90V93H252V96L250 95V93L248 94L247 92L245 93V94H242V93H239V94H234L236 97V99H233L234 97V95L232 96L233 98L231 99V101H232V103H233V101H234V105H236L237 107L240 105V106H242V107H240V109H239V111H240V113H237L236 112V114H239V116L238 115H236V114H232V116L230 115V116H228L227 115V119H225L226 117H223L222 116V120L221 121H223V122H226V124L227 125H230V126H232L233 127V123H235L234 122V118H235V120L238 118L239 119V123H238V119H237V123L236 124H238L237 126H236V124L234 125V126H236L235 128L236 129H238L239 127L238 126H241L240 125V123H241V121L242 122H246V125H245V127H247V131H248V133H249V127H251V133H249V134H251V136H252V141L251 142H253V140H254V138H255V140H256V142H258L259 143V141H258V139H260V141H262V142H260L261 144L259 145V144H257V145H259V146H261L262 148H264V140H262V138L264 139V137L262 136V138H261V133H259V132H261V130L263 131V129H264V118H262V117H264V116H262L261 115V113H263L264 112V108H263V105H264V97L262 98V97H260V95L261 94H258V96L257 95H255V93L257 94L258 92L260 93V92H262L263 90L261 89V87L258 89L257 88V90L256 91H254ZM29 92V94H30V97H29V94H26V92ZM149 91H150V93H149ZM216 91V90H215ZM221 91V92H220ZM24 92V93H23ZM79 92V93H78ZM117 92V93H116ZM119 92V93H118ZM123 92V93H122ZM143 92V93H142ZM145 92H147L146 93V95H144V93ZM172 92H173V89H172ZM23 93V94H22ZM61 93V92H60ZM74 93V94H73ZM98 93H100V94H98ZM102 93V94H101ZM132 95H131V94ZM143 95H142V94ZM165 93H168V97L169 98H166L167 96H166V94ZM23 96H22V95ZM65 94V95H64ZM117 94V95H116ZM129 94L131 95V96H129ZM165 95L164 97H165V99L166 100H164V98H163V96H161V98H162V102H159V100L157 99L156 101H158V102H155V99H156V97L159 95ZM7 95V96H6ZM63 96L62 97V99H64V98H66V96H68L67 97V99L68 98H70V96L72 95V97L70 98L71 100H73V101H71V102H75V105H73L74 103H70L68 106H67V104H66V106L67 107H71V109L70 108H67V107H65L64 105L65 104H60V103H62L64 100L66 101L67 99H64V100H62V102H61V96ZM128 95V96H127ZM212 95V96H211ZM247 95H250L249 97H247ZM264 95V92H262V96ZM76 97V98H80L79 99V102H76V101H78L77 99H76V101H75V98L74 97ZM78 96V97H77ZM105 96V97H104ZM143 96V97H142ZM144 96H146L145 98H144ZM151 98H150V97ZM239 96V97H238ZM17 97V98H16ZM19 97V98H18ZM123 97L124 98H126V97H128L130 100L128 101V100H125V99H123ZM238 97V98H237ZM246 97L249 99L250 97V99L249 100H247L246 99ZM256 97V98H255ZM73 98V99H72ZM119 98V99H118ZM127 98V99H128ZM151 100H150V99ZM159 98V97H158ZM260 98V99H259ZM261 98H262V100H261ZM70 99H68L66 102L67 103H69L70 102ZM109 99V100H108ZM145 99V101H146V99H148L147 101L150 103V105H148V102L147 103H145V101H144V103H143V100ZM167 99H168V101H167ZM170 99V100H169ZM201 99H203V100H201ZM209 99V100H208ZM255 99V100H254ZM259 99V100H258ZM6 102V103H4V101ZM8 100V101H7ZM36 100L39 102H36ZM81 100H83L82 102L83 103H81ZM150 100V101H149ZM211 100V101H210ZM236 100H238V101H236ZM240 100V101H239ZM251 100V101H250ZM17 102V104H16V107L14 106L15 105V102ZM28 101V102H27ZM64 101V102H65ZM114 101V102H113ZM127 101H128V103H127ZM154 101V102H153ZM161 101V100H160ZM164 101H167V102H171V104H168V106H171L170 108L168 107V109H171L172 111H171V113L169 112L170 110H168V109H166L167 107H165V109H166V113H165V111L164 112H162L163 113V116L161 117L160 115H161V111H163L164 110V105L166 106V104H167V102L166 103H164ZM250 103H249V102ZM258 101H261V103H262V105L260 104V103H257ZM11 102V103H10ZM18 102H20V105L18 104ZM27 102V103H26ZM34 102H36V104L34 103ZM63 102V103H64ZM152 102L155 104L156 103V106H159L161 103H164V105H163V107L162 106H159L158 108H160L161 107V110L160 109H158L157 108V110H155L156 108H154L153 109V107H156L155 105H153L152 104ZM211 102V103H210ZM235 102H237L236 104H235ZM241 102V103H240ZM24 103H26L25 105H24ZM78 103V104H77ZM90 103V104H89ZM123 103V104H122ZM125 103L127 104V105H125ZM131 103H132V105H131ZM158 103H160L159 105H157ZM208 103H210L209 105H208ZM212 103H215V104H213V106L211 107V104ZM255 103H257L256 105H255ZM10 104H12L11 106H10ZM29 104H30V107H28L29 106ZM41 104H43V105H41ZM58 104V105H57ZM86 104H88V105H86ZM118 104V105H117ZM129 104V105H128ZM138 104V105H137ZM145 104V105H144ZM146 104L148 105V106H150V107H152V108H150L149 109V107L148 106H146ZM239 104V105H238ZM244 104V105H243ZM2 105L0 106V107H2ZM13 107V108H10V109H8L9 107ZM57 105V106H56ZM72 105V106H71ZM93 105V106H92ZM123 105H124V107H123ZM144 105V106H143ZM152 105V106H151ZM224 105V106H223ZM246 105H248L249 107H250V109L249 108H246L247 106ZM258 105V106H257ZM260 105V106H259ZM46 106V107H45ZM245 106V107H244ZM255 106H257V107H255ZM3 107V109H5ZM8 107V108H7ZM22 107H26L25 108V110H24V108H22ZM59 107V108H58ZM72 107H74V108H72ZM76 107V108H75ZM82 109H81V108ZM110 107H111V109H110ZM136 107V108H135ZM176 107V106H175ZM174 107V108H175ZM223 107L225 108V110L223 111ZM236 107V108H237ZM259 107L261 108V109H259ZM28 108V109H27ZM40 108V109H39ZM78 108V109H77ZM79 108L81 109V111L79 110ZM86 108V109H85ZM87 108H89V110L87 109ZM163 108V109H162ZM185 108V109H184ZM202 108V109H201ZM235 108V107H234ZM233 108V109H234ZM236 108H235V110H234V112L236 111ZM239 108V107H238ZM245 108H246V110H245ZM256 108V109H255ZM259 110H261V111H258L259 113H260V116H261V118L259 117L258 119H257V117H258V115H259V113L257 112V110L258 109ZM22 110V114H21V110ZM28 111H27V110ZM29 109H33V111L34 110H38V114H37V112L36 111H34L35 113H33V111H29ZM61 109V110H60ZM69 109V110H68ZM75 109H77L76 111V114H77V116L75 115ZM85 109V110H84ZM91 109V110H90ZM117 109V110H116ZM146 109V110H145ZM182 109L183 110H186V107H182ZM65 110H67V114H70L71 116H75V117H73L72 119L73 120H71V117H70V115L69 116H66V115H63V114H65ZM72 110V111H71ZM109 110H110V112H109ZM115 110V111H114ZM155 110V111H154ZM160 110V112H158ZM167 110H168V113H167ZM229 110H230V108L227 110L228 112H229ZM256 110V111H255ZM19 111V112H18ZM24 111L27 113H25V114H23L24 113ZM72 112V113H70V112ZM79 111V112H78ZM120 111V112H119ZM157 111V112H156ZM188 111H190L189 112V114L191 115V116H189V115H187L188 114ZM195 111V110H194ZM226 111V112H227ZM232 111V110H231ZM238 111V110H237ZM238 111V112H239ZM247 112V114H246V112ZM255 111V112H254ZM1 112H4L5 113V115H4V113H1ZM18 112V113H17ZM30 112H32V115H30L31 113ZM69 112V113H68ZM74 112V113H73ZM85 112V113H84ZM114 112V113H113ZM115 112H118V113H115ZM177 112H179V111H177ZM211 112H209L208 111V115H209V118L211 117V116H213L212 114L210 115V113ZM226 112H224V113H226ZM233 112V111H232ZM231 112V113H232ZM233 112V113H234ZM15 113V114H14ZM16 113H17V115H16ZM130 115H129V114ZM157 113V114H156ZM158 113H160V114H158ZM195 113L196 112H193V114L195 115ZM230 113V112H229ZM229 113H227V114H229ZM230 113V114H231ZM244 113H245V115H247V116H245L244 115ZM256 113H258V115H256ZM14 114V116H13V118L11 119V117H12V115ZM21 114V115H20ZM29 114V115H28ZM33 114H35V115H33ZM80 114V115H79ZM203 114V115H204ZM207 114H205V115H207ZM221 114V115H220ZM243 114V115H242ZM255 114V115H254ZM264 114V113H263ZM16 115V116H15ZM25 115H27V117L25 116ZM47 115H50V117H48ZM52 115V116H51ZM57 115V116H56ZM132 115V117L134 118V123H133V120L132 119H130V116ZM157 115H159L160 117H161V119L157 116ZM198 115L196 114L194 117L195 118H193L192 120H196V118L198 117ZM202 115V116H203ZM204 115V118H206V116ZM207 115V116H208ZM226 115V114H225ZM234 115H236V116H238L237 118H236V116H234ZM242 115V116H241ZM253 115V116H252ZM32 118H31V117ZM60 116V117H59ZM61 116H64V117H61ZM65 116H66V118H65ZM80 116V117H79ZM141 116H143V117H141ZM157 116V117H156ZM174 116H175V118H174ZM201 116V118H203ZM233 116H234V118H233ZM243 116L246 118L247 117V121H243V120H245V118H243ZM255 116H257L256 118H255ZM10 117V118H9ZM16 117V118H15ZM26 117V118H25ZM31 118V120H32V122L30 121V118ZM39 117V118H38ZM67 117H69V119L67 118ZM131 117V118H132ZM146 117H148V118H146ZM151 117V118H150ZM189 117H191V118H189ZM229 117V118H228ZM6 118V119H5ZM40 118H41V120H40ZM47 118V122L45 121V119ZM50 118H52V119H55L56 118V122L57 123H54L55 122V120H52V119H50ZM67 120V122H66V120ZM76 118H77V121H76ZM80 118V119H79ZM82 118V119H81ZM138 118V120H136V119ZM201 118H199L200 120H201ZM214 118V119H213ZM213 118H210L211 119V121L212 122H214L215 121V117H213ZM241 118H243L242 120H241ZM9 120V122H8V120ZM35 119V120H34ZM37 119H39V123H41V122H43V120H44V123H41L40 125H42V126H40L39 125V123H37ZM62 120V121H60V120ZM115 119V120H114ZM121 119V120H120ZM125 119V120H124ZM159 119V120H158ZM176 119H180V120H176ZM182 119H184L185 120V122H184V120H182ZM198 118H197V120L196 121H200ZM207 119H208V117H207ZM224 119H225V121H224ZM261 119H263V120H261ZM5 120V121H4ZM23 120V119H22ZM52 120V121H51ZM65 120V121H64ZM132 120V121H131ZM154 122H153V121ZM194 120V121H195ZM203 121H204V119H202ZM200 121V122H203V121ZM227 120V121H226ZM257 120V121H256ZM13 121H16V122H14L13 123ZM36 121V124L34 125L35 126V128H34V126H33V122H35ZM49 121V122H48ZM60 121V122H59ZM64 121V122H63ZM84 121H86V122H84ZM131 121V122H130ZM140 121H142V122H140ZM148 121V122H147ZM161 121V122H160ZM174 121H177V124L176 123H174ZM179 121L181 122V123H179ZM184 122V124H182L183 122ZM191 121V120H190ZM205 121H210V120H206L205 119ZM211 121H210V123H211ZM261 122V126L258 124V123H260ZM263 121V122H262ZM5 122V123H4ZM6 122H7V125H5L6 124ZM46 122V123H45ZM51 122H53V124L54 125H57V126H53V124H51ZM60 123V127H59V123ZM140 122V123H139ZM156 122H158V123H156ZM162 124V125H160V123ZM164 122V123H163ZM167 122L169 123V125H170V127H167V126H169L168 124H167ZM200 122H198V123H200ZM216 122V121H215ZM223 122H222V124H223ZM256 122V123H255ZM115 123V124H114ZM155 123L157 124V125H160V127L162 126V128H161V131H162V129H163V126H164V129H163V132H162V134H163V137H162V134H160V131L158 130L159 128H158V126L157 125H155ZM182 124V125H179V124ZM192 124H193V121L191 122ZM198 123H196L197 125H198ZM205 123V122H204ZM209 123V122H208ZM218 123H220V120L218 121ZM217 123V124H218ZM43 124L45 125V126H43ZM132 124V125H131ZM144 124V125H143ZM174 124H175V126L177 127V125H179L181 128L180 129H182V127H183V130H178L175 126H174ZM191 124V125H192ZM202 124V123H201ZM205 124H207V123H205ZM221 124V123H220ZM219 124V125H220ZM263 124V125H262ZM0 125H1V123H0ZM5 125V126H4ZM12 125H13V127H12ZM37 125V126H36ZM66 127H65V126ZM69 125V126H68ZM137 125H139V126H137ZM157 126V127H155V126ZM184 125V126H183ZM189 125H190V123H189ZM193 125H195V124H193ZM200 125V124H199ZM210 124H208V126H209ZM224 125H225V123H224ZM244 125V124H243ZM243 125H242V127H243ZM16 126V127H15ZM58 127V128H60L58 131H57V129H56V132H53V133H57L58 135H53L52 136V134L53 133H51V130L53 129L52 127ZM63 126V127H62ZM115 126V127H116ZM172 126H174V127H172ZM178 126V127H179ZM187 127L188 128V130H187V128H184V127ZM203 126V125H202ZM11 127V129H9ZM44 129H43V128ZM64 127H65V131H67V133L65 132V131H63V130H61V129H64ZM67 127H69V129H70V127L73 129L71 132L70 131H68L67 130ZM76 127V128H75ZM138 127V128H137ZM241 127V129H243V132H246L247 133V131L245 130L244 131V128H242ZM258 127H259V129H258ZM52 128V129H51ZM143 128V129H142ZM168 128H169V131H168ZM173 128H175V129H173ZM198 128H201L200 126L198 127ZM204 128V129H203ZM257 128V129H256ZM39 129V131L37 132L36 130H38ZM140 129V130H139ZM149 130V129H152V130H149V131H147V130ZM154 129V130H153ZM167 129V130H166ZM171 129V130H170ZM192 129H193V131H196L195 130V127L193 128L192 127ZM230 129H232V128H230ZM240 129V128H239ZM238 129V130H239ZM255 129H256V131H255ZM261 129V130H260ZM9 130V131H8ZM13 130H16L15 131V133L13 134ZM43 130V131H42ZM61 130V131H60ZM71 130V129H70ZM74 130H76L75 132H74ZM172 130H174L175 131V133H173V134H175V135H177L178 133V135L181 137V134H183L182 135V137L184 136V135H186L184 138H182V139H184L185 140V138L187 139L188 137H189V139H191L192 138V140H190L189 141V145H187L186 144V140L183 142V141H181L182 139L179 137V136H175V135H173L170 131H172ZM177 130V131H176ZM187 130V131H186ZM189 130L194 134H192V133H190L189 132ZM202 130V131H201ZM208 130V129H207ZM207 130H206V133H207ZM258 130H260V131H258ZM4 131H7V132H4ZM12 133H11V132ZM40 131H41V133H40ZM44 131H45V134H44ZM55 131V130H54ZM133 132V134H132V132ZM151 131H153V132H151ZM168 131V132H167ZM185 131V132H184ZM208 131H210V126H209V130ZM8 132H10L8 135H10L11 137H9L6 133H8ZM63 132V133H62ZM65 132V133H64ZM70 132V133H69ZM125 132V133H124ZM135 132V133H134ZM149 132V133H148ZM169 132L171 133V135H173V138L175 137H178V140L179 141H177V143L175 142V141H171V140H173V139H171V137H170V135H168L169 134ZM173 132V131H172ZM178 132V133H177ZM182 132H184V133H182ZM188 132V133H187ZM200 132H197L196 131V133H200ZM257 134H256V133ZM5 133V134H4ZM17 133V134H16ZM77 134V135H75V134ZM78 133H80V137H81V135H82V137H84L83 138V140H85V142L84 143H86V144H84L83 143V141H82V138H80V137H78V139H77V137L76 138H73V134H74V136H78ZM152 133H154V134H152ZM165 133V134H164ZM200 133V134H201ZM215 133V132H214ZM264 133V132H263ZM263 133H262V135H263ZM4 134V135H3ZM69 134H72L71 136H70V138L68 137L69 136ZM128 136V138H127V136ZM140 134V135H141ZM147 134H149L148 136H147ZM150 134H151V136H150ZM166 134H167V136H166ZM188 134V135H187ZM244 134V133H243ZM84 135V136H83ZM152 135L154 136V135H156V138H157V140H159L161 137L164 139L165 137H166V139L165 140H167L168 141V143H169V145H170V147L171 148H173L175 151L177 150V154H178V152H179V154H178V156H180L181 157V159L183 160H185L184 161V163L187 165L185 168H183V167H177L176 168V170L179 168V170H181V172L179 171V170H177V171H179L178 173H177V171H175L176 172V174H175V172H173L172 173V171H174V169L175 168H173V166H172V163H175V162H173V159L171 160L170 158L171 157H169L168 155V153H167V155L166 156H168V159H167V157L165 156V154H164V156L165 157H163V154L162 153H164L166 150H164V152H161V154H159L158 152H160V149H159V147H160V145H162L163 146V149H164V145H163V143H162V141L164 142V140L161 138L160 139V142L159 141H157L156 140V138H154V137H152ZM206 137H211V139L209 140L208 138V140L210 141V142H208V141H206V138H204L205 136ZM257 135L258 136H260V137H257ZM5 138H4V137ZM8 136V137H7ZM40 136V135H39ZM62 136V137H63ZM137 136H139V134L137 135ZM188 136V137H187ZM214 136H215V134H214ZM219 136V135H218ZM250 136V137H251ZM1 137H3V138H1ZM51 137L55 140V141H53V139H52V141H50L51 140ZM58 137V138H59ZM62 137H60L61 139H58L57 138V142H58V140L60 141V143L62 144L63 142H65V144L67 143V145H71V141L69 142V140H65V139H63ZM86 137V138H85ZM116 137H117V135H116ZM115 137V138H116ZM136 137V136H135ZM169 137H170V139H169ZM196 137H198L197 138V140L199 139H204L205 141H206V144L205 145H202V143H200L202 140H198L197 142L194 140ZM220 137V136H219ZM258 139H257V138ZM48 138H49V141H48ZM139 138V139H140ZM143 138V139H144ZM146 138H147V140H146ZM175 138H174V140H175ZM212 138H215V139H212ZM6 139V140H5ZM12 139V140H11ZM63 139V140H62ZM81 139V140H80ZM125 139H127L126 140V142L128 141L129 143H125ZM129 139V140H128ZM151 139V140H150ZM181 139V140H180ZM188 139V140H189ZM5 140V141H4ZM14 140V141H13ZM65 140V141H64ZM79 140V141H78ZM187 140V141H188ZM203 140V141H204ZM254 140V141H255ZM4 142V144H3V142ZM13 141V142H12ZM17 141V142H16ZM45 141H43V142H45ZM63 141V142H62ZM81 141H82V143H81ZM114 141H117V139L115 140H113V141H111V143H110V146H112L113 147V145L115 144V143H113ZM155 141V142H154ZM182 142V143H185L184 145H185V147H184V145L181 143V145L183 146L182 148H178V146L180 145L179 144V142ZM194 141H195V143L199 146H197L195 143H194ZM205 141H204V143H205ZM215 141H216V144H214L215 143ZM42 142V141H41ZM56 142V143H57ZM88 142V143H87ZM134 142H132V143H134ZM154 142V143H153ZM166 142V141H165ZM192 142L194 143V144H192ZM149 143V144H148ZM154 144V145H157L156 143H158L159 144V146L157 147V146H153V148H155L156 147V149H158L159 151L156 153V149H154V150H156L155 151V153L153 152L154 150H152V146H149V149L150 150H152V151H148V148H146V147H148V145H150V144ZM203 143V144H204ZM221 143V144H220ZM13 144V145H12ZM64 144V143H63ZM80 144V145H79ZM113 144V145H112ZM151 144V145H152ZM196 145L197 146V148H196V146H195V148H194V146H192V145ZM210 144V145H209ZM215 146H214V145ZM219 144V145H218ZM252 144V143H251ZM2 145H4V146H2ZM8 145V146H7ZM77 145V146H76ZM132 145H134V146H132ZM139 145V144H138ZM232 145H233V148H232V150H233V152H238V153H243L242 155H239L240 157L242 156V158L240 159V157H235V160L237 159V161H238V163H237V168H235V169H237V171L235 170V172H234V167H233V164H231V161L232 160H234V158H233V156H232V159H231V155H232V150H231V152H227V150H229V148L231 149V147H232ZM253 145V144H252ZM7 146V147H6ZM18 146V147H17ZM109 146V147H110ZM115 146H114V148L112 149V147H110V149H111V151L114 153V150H117V152L116 153H119L118 151H119V149H115ZM120 146V147H119ZM162 146H161V148H162ZM191 147L192 146V148H190L191 150H196V151H191L190 153V155H188L189 153V151H190V149H189V151L188 150H184V149H188L187 147ZM208 146V147H207ZM214 146V147H213ZM5 147V148H4ZM14 147V148H13ZM108 147V148H109ZM181 147V146H180ZM214 148V150L212 151V149ZM219 149H221L222 147H223V149L222 150H224V149H227L226 150V153L228 154V153H230L229 155H227V156H225L226 158H227V164L229 163L230 164V168H227L226 166V170H227V172H226V174L222 171V170H224V171H226L225 169H224V164H222V166L221 167H219L220 168V170L218 169V167L217 166H219L218 164H219V162H220V159H221V163H222V160H224L222 157H223V155H225V153H222V152H220L219 150H218V148ZM8 148V149H7ZM12 148H13V150H12ZM178 148V149H177ZM201 148V149H200ZM216 148H217V151H216ZM242 148V149H241ZM10 149V150H9ZM93 149V148H92ZM128 149V150H127ZM179 149H180V151H179ZM211 149V151L210 152H208L209 150ZM238 149V150H237ZM16 150V151H15ZM91 150V149H90ZM200 150H202V151H200ZM244 150V151H243ZM89 151V150H88ZM121 151H120V157L122 156H124V153H121ZM128 151V152H127ZM138 151V150H137ZM162 151V150H161ZM188 151V152H187ZM220 153H219V152ZM9 152L11 153L12 152V154L14 155V154H16V155H14V158H13V155H11V154H9ZM13 152H16V153H13ZM93 152V151H92ZM188 154H187V153ZM213 152V156L211 155L210 156V153H212ZM217 154H219L220 156H222V157H220L219 155H217ZM3 153V154H2ZM4 153H5V155L6 154H8V155H4ZM19 153V154H18ZM88 153V152H87ZM86 153V154H87ZM95 153V152H94ZM153 153L156 155H154L155 157H153ZM199 153V154H198ZM209 153V154H208ZM222 153V154H221ZM78 154V153H77ZM90 154H93V153H91V151H90ZM96 154H98V152L96 153ZM126 154V155H127ZM187 154V155H186ZM202 154V155H201ZM214 154H216L217 156H219V157H215L214 156ZM259 154V153H258ZM257 154V155H258ZM10 155V156H9ZM114 155H117V156H119L118 154H114ZM126 155L124 156V157H126ZM159 155V156H158ZM182 155V156H181ZM198 155H200V156H198ZM4 156V157H3ZM16 156V157H15ZM22 156V157H21ZM79 156H80V158L81 159H83V156H85V155H83V156H81V153H79ZM87 156L88 155H86V157L84 158V159H87L88 160V158H87ZM128 156V157H129ZM132 156H138V157H136V158H132ZM190 156V157H189ZM202 156V157H201ZM204 156V157H203ZM208 156L210 157V159L208 158ZM6 157V158H5ZM17 157H19V158H17ZM24 157V158H23ZM160 157V158H159ZM193 157H195V158H193ZM201 157V158H200ZM207 157V159L205 160V158ZM212 157V158H211ZM214 157V158H213ZM14 160H13V159ZM22 158H23V160H22ZM92 158V157H91ZM94 158V157H93ZM92 158V159H93ZM158 159V160H154V159ZM162 158V159H161ZM186 158V159H185ZM193 158V159H192ZM204 158V159H203ZM218 158V160L217 161H219L218 163L217 162H215L214 163V161L216 160ZM260 158H262V159H264V157L262 156V155H260ZM4 159H6V160H4ZM13 161H12V160ZM17 159H19V160H17ZM92 159H90V160H92ZM129 159V158H128ZM148 159V160H147ZM160 159V160H159ZM165 159H167L166 161H165ZM189 159H191V160H189ZM198 159V160H197ZM204 161H203V160ZM212 159V160H211ZM215 159V160H214ZM245 159H243V160H245ZM4 160V161H3ZM17 160V161H16ZM23 162H22V161ZM129 160V161H130ZM161 160H163V164H162V161ZM169 160H171L170 161V163H169ZM195 160V161H194ZM207 160H211V163H210V161L207 163V162H205V161H207ZM19 161H21V162H19ZM27 161V162H26ZM89 161V160H88ZM175 161V160H174ZM194 161V162H193ZM8 162H9V164H8ZM12 162V163H11ZM26 162V163H25ZM92 162H93V160H92ZM132 162V161H131ZM166 164H171V170L169 169V168H167V167H169L168 165L166 166V165H164L165 163ZM192 162L194 165H198L197 167L196 166H194V165H192V163H191V166L189 167V165H190V163ZM205 162V163H204ZM22 163V164H21ZM24 163L25 164H27L28 165V167H27V165L25 166L24 165ZM76 163V161H74L73 160V163H72V161H71V159H68V160H66V161H64V164H65V166H67L68 164V166H69V168H68V170H70V168H71V170H73V166L71 167V165H76L75 164ZM203 163H204V165H203ZM213 163V164H212ZM217 163V164H216ZM221 163H220V165H221ZM224 163V162H223ZM232 163H234V162H232ZM236 163V162H235ZM263 163H264V160H263ZM14 164V165H13ZM17 164V165H16ZM21 164V165H20ZM136 164V165H137ZM144 164H147L146 166L144 165ZM175 164H177V163H175ZM216 164V165H215ZM226 164V165H227ZM243 164H245V163H243ZM260 164V163H259ZM258 164V165H259ZM6 165V166H5ZM32 165V164H31ZM235 165V164H234ZM250 165H252V164H249V166ZM2 166H5V167H2ZM16 166V167H15ZM133 166H135V165H133ZM165 166V167H164ZM180 166V165H179ZM227 166H229V165H227ZM261 166H264V164L263 165H261ZM2 167V168H1ZM21 167V168H20ZM137 167H138V165H137ZM151 167V168H152ZM188 167V168H187ZM208 167V168H207ZM214 167V168H213ZM217 167V168H216ZM251 167V166H250ZM21 170H20V169ZM24 168H26V169H29L30 171L28 172L29 174H30V176H32L35 172H37L38 174V176L37 175H35V176H37V179L35 178V180H34V175L32 176V178H33V181L35 182H42V184H41V182H40V187H38V185H37V183H35L37 186H35V184H34V182L33 181H31V180H28V179H32L30 176H29V174L27 173V170H25ZM32 168V169H31ZM135 168V167H134ZM150 168V169H151ZM165 168H167V170H165ZM173 168V169H172ZM181 168H183V169H181ZM186 168H187V170H188V172H191L190 174H188V172H187V170H186ZM198 168V169H197ZM203 168V169H202ZM209 168H213L214 170H211V169H209ZM216 168V169H215ZM221 168H223V169H221ZM247 168V169H248ZM259 168H261V167H259ZM264 168V167H263ZM263 168H261V169H263ZM7 169V170H6ZM22 169L24 170V171H26V172H24V171H22ZM34 169V170H33ZM150 169L149 170H147L148 172H150ZM161 169V170H160ZM168 169H169V171H168ZM242 170H243V168H241ZM247 169H245V171H248ZM8 172L7 173V176L5 175V173L3 172ZM36 170V171H35ZM146 170H141L140 172V175H141V177H142V173H143V176L145 175V173L147 174V171ZM185 170V171H184ZM196 170H200L201 171V173L204 175V179L202 180L203 181V184H202V182L200 181V180H198L200 183H198L197 182V179L195 178V175H196V171L194 172V171ZM264 170V169H263ZM263 170H261V171H263ZM2 171V172H1ZM23 173H22V172ZM137 171V170H136ZM135 171V172H136ZM139 171V170H138ZM144 171H145V173H144ZM163 171V172H162ZM164 171H165V173L167 174V172H169L170 174L169 175H166L165 173H164ZM260 171V170H259ZM21 172V173H20ZM33 172V174H31V173ZM78 171L76 170L75 172L73 171V172H71V174H72V176L70 175V174H67V175H70L71 177L69 178V177H66L65 179H66V185H63V181L62 180H64L65 181V179L64 178H61V177H58L59 179H61L60 180V182H58V180L56 179L55 181H56V184L59 186V189H58V191H56V189L58 188V186H56V184L54 185V187L52 186V188H51V186L50 185H53L51 182H53V181H51L49 184L47 183V181L45 182V183H47L48 184V186H49V188L51 189V192H48V189L46 190V188L47 187H44V189H42V190H45V193H47L46 195H47V197L50 199L49 201H50V203L52 204V202L53 201H55V203H58V205L57 204H52V205H54V206H56L57 208L59 207V206H61V207H64L63 205L64 204H66V202H67V204H69V205H67L68 206V208L71 210V205L73 206V210L75 211L74 213H76L77 212V209H79L78 211L79 212H81V210H82V208H79V207H84V205H83V203L79 200V199H81V200H83L82 198H81V194H76V192L77 191H70L69 190V193H70V195H71V197H70V195L68 194V189H67V187H68V181L69 180H73V179H71L72 177L74 178V180L76 179V176L75 175H77V177H78V173H77ZM134 172V169H132V172L130 173V175H131V178H132V176H135V174L136 173H138V172H136L135 173ZM183 172L184 173H186V175L184 176V177H186V176H188L189 175V177L186 179V180H184L185 178H181V177H183L182 175H181V177H179V175L176 177V175L177 174H183ZM232 172H233V174H232ZM243 172V171H242ZM4 173V174H3ZM46 173V172H45ZM206 173V174H205ZM215 173V174H214ZM220 174L221 175V177H222V179L223 180H221V177L220 176H218L217 174ZM236 173V174H235ZM4 176H3V175ZM16 174H18V175H16ZM64 174H66V173H64ZM172 174V175H171ZM228 174H231V175H228ZM24 175V176H23ZM60 175H62V174H60ZM122 175V174H121ZM137 175V174H136ZM140 175H138V176H135V177H138L139 178V176ZM192 177H191V176ZM216 175V176H215ZM8 176H10L9 178H6V177H8ZM18 178H17V177ZM20 176H22V177H20ZM26 176V177H25ZM27 176H28V179H26L27 178ZM46 174H45V178H46ZM63 176V175H62ZM122 176H124V175H122ZM122 176H120V178H117V177H119V176H117V177H115V178H117V179H119L120 181L122 180V182L124 181V177H122ZM194 176V177H193ZM215 176V177H214ZM218 176V177H217ZM255 176V175H254ZM3 177H5V178H3ZM24 177V178H23ZM135 177H133V178H135ZM190 177L191 178H194V179H196L195 181V183H197L198 185H196V184H191V183H193V182H191L192 180L190 179ZM197 177V176H196ZM260 177V178H259ZM16 178V179H15ZM21 178V179H20ZM38 178H40V181H37L38 180ZM43 179V180H48V179ZM54 178H56V177H54ZM137 178V179H138ZM207 178V179H206ZM215 178V179H214ZM216 178H218V179H216ZM231 178V179H230ZM252 178V177H251ZM4 179H6L7 181H9L8 183H5V185L3 184L4 182H6V180H4ZM15 179V180H14ZM19 179H20V181H19ZM69 179V180H68ZM95 179V178H94ZM114 179V178H113ZM184 180V182H182L183 180ZM191 180L190 182V184L191 185H186V184H184V183H188L189 184V180ZM193 179V180H194ZM211 180V182L212 183H214L213 181H215V180H217V181H215V184L214 185H211L212 183L210 182V180ZM226 179V180H225ZM230 179V180H229ZM21 180H22V182H21ZM27 180V181H26ZM73 180V181H74ZM78 180H80V178H78L77 180H75L76 182L78 181ZM116 180V179H115ZM119 180H116L115 182H113V185L115 186V184H116V182L118 181L120 184L118 185V182H117V185H118V188H119V186L122 184V182H120ZM205 180V181H204ZM208 180H209V182H208ZM213 180V181H212ZM219 180V181H218ZM225 180V181H224ZM232 180H235V181H233L232 182ZM262 180H261V182H262ZM16 181V182H15ZM26 181V182H25ZM31 181V182H30ZM54 181V182H55ZM74 181V182H75ZM94 182V181H96V179L95 180H93V178L89 181L90 182V184L92 183V182ZM186 181V182H185ZM188 181V182H187ZM246 181V182H245ZM254 181V182H253ZM1 182H2V185H1ZM14 182L15 183H18V185L20 184V182H21V184L19 185V191H23V188H24V186H23V183H24V185H26V187L28 188H30L31 190H34V191H36V192H34V194L35 195H33L32 193H31V191H28L27 193L26 192H20L19 193V191L17 190V188H18V185H16V186H14L15 184H14ZM32 182H33V184H32ZM61 182H62V184H61ZM73 182V183H74ZM75 182V183H76ZM204 182L206 183V185H204ZM26 183V184H25ZM97 183H98V181H97ZM96 182L93 184V186L94 185H96L97 184ZM115 183V184H114ZM185 185H183V184ZM210 183V184H209ZM247 183V184H246ZM251 183H252V185H251ZM263 184H264V182H262ZM39 184V183H38ZM72 184V183H71ZM203 186H202V185ZM8 185V186H7ZM98 185V184H97ZM96 185V186H97ZM112 185V186H113ZM117 185L113 188L114 190V192H116L115 190V188H117ZM123 185V184H122ZM202 186V189H201V186ZM233 185L235 186V188L233 187ZM249 185V186H248ZM5 187V189H6V187H7V189H6V191H5V189H4V187ZM23 187V188H20V187ZM41 186H43V187H41ZM61 186H63L62 188H60ZM72 186H73V184H72ZM186 186H191V187H187V188H185ZM193 186H196V188L194 189V187ZM199 186V187H198ZM205 186V187H204ZM209 186H213V191L215 190V192H213L212 191V189H211V187H209ZM226 186V185H225ZM231 186V187H230ZM3 187V188H2ZM76 187V186H75ZM203 187H204V189H203ZM13 188H14V190H13ZM16 188V189H15ZM56 188V189H55ZM67 189L66 191L67 192H65L64 190H63V192H61L62 191V189ZM69 189H73V188H70V187H68ZM102 188V187H101ZM117 188V191L119 190L120 191V189H118ZM189 188L190 189H194L193 191H190L189 190ZM264 188V187H263ZM22 189V190H21ZM49 189V190H50ZM104 188H102V192H101V195H102V193L104 194V190H103ZM188 189V190H187ZM211 189V190H210ZM27 190H29V189H27ZM26 190V188H25V191H27ZM61 190V191H60ZM99 190H100V188H99ZM112 190V189H111ZM156 190V189H155ZM258 190V191H257ZM18 191V192H17ZM53 191V192H52ZM101 191V190H100ZM187 191H189L188 193H187ZM207 191H211V192H213V194H211L210 192H208V194H206L207 193ZM231 191V190H230ZM16 192V193H15ZM39 192V193H38ZM55 192V193H54ZM59 192V193H58ZM79 192H80V190H79ZM78 192V193H79ZM182 192H185V193H182ZM197 192V191H196ZM263 192V193H262ZM2 193V194H1ZM24 193V195H26L27 196V194L28 195H30V197H33V198H27V200H31V201H29V204L27 203H25L27 200L25 199L26 198V196H25V198H24V195H22ZM53 193V194H52ZM58 193V194H57ZM61 193L63 194V193H66V194H63V195H61ZM211 194V196H208V195H210ZM224 193V194H223ZM259 193V194H258ZM5 194H6V197L8 198H6L5 197ZM20 196H19V195ZM41 194H40V196H41ZM51 194V195H50ZM67 194L69 195V196H67ZM74 194V195H73ZM188 194V195H187ZM201 194V193H200ZM238 194V195H239ZM262 194V195H261ZM3 195V196H2ZM8 195V196H7ZM58 195V197H55V196H57ZM64 195H66V196H64ZM192 195H194L193 197H192ZM222 195V196H221ZM207 196V197H206ZM259 196V197H258ZM2 197V198H1ZM6 199H4V198ZM11 197H13V198H11ZM23 197V198H22ZM28 197V196H27ZM60 197V198H59ZM68 197H70V198H72V197H74V199H76V197L77 198H79V199H77L76 200V202L75 203H73L74 201L73 200H71L70 198H68ZM178 197V198H177ZM197 196H195V200H194V203H196V198ZM204 197H205V199H204ZM230 197V198H229ZM14 198H18V199H20L21 200V202L23 203V205H26V208H27V211H29V210H31L30 212H28L29 214L30 213H34V212H36V210H38V213L40 214L41 212H42V210L45 212V214L44 213H41L40 215H41V217H42V219H46L45 221L43 220H41V218H40V216H39V214H38V218L37 217H34V215L36 214V213H32L31 215H29L28 213L26 214L28 217H30V216H32V217H34V218H36V219H34V221H36V222H34L33 224L35 225V224H39L38 222H40V225H42V226H37V225H33L34 227H35V229H37V230H39L40 228L41 229H43V230H39V232H40V234H41V236L39 235V234H37L38 236H36V233L34 232H32V231H34L33 229H30V228H34L33 226H30L29 224H30V219L28 220V224H26L27 222V218L25 217L26 215H24V217H25V221L23 220L22 221V219L24 218L23 217V212H19L20 210H18L16 207H15V204L14 203H12V202H14ZM90 198V197H89ZM183 198H184V200H183ZM187 198V199H186ZM234 199V200H232V199ZM247 198V199H246ZM255 198V199H254ZM1 199H3V200H1ZM34 199V200H33ZM168 197L166 198L165 197V201L167 202V204H166V206L168 205ZM181 199V200H180ZM230 199V200H229ZM248 199H250L251 201H252V199L254 200V203H252V204H250L251 203V201L250 200H248ZM13 200V201H12ZM26 200V201H25ZM32 200L34 201V203L32 202ZM66 202H65V201ZM186 200V201H185ZM188 200V201H187ZM189 200L191 201V203H189ZM214 200V201H213ZM232 200V202H229V201H231ZM3 201V202H2ZM8 201V202H7ZM25 201V202H24ZM49 201H47V202H49ZM52 201V202H51ZM172 201V202H173ZM248 201H250V202H248ZM256 201V202H255ZM5 202V203H4ZM61 202H63V203H61ZM79 202L80 203H82V204H79ZM180 202V203H179ZM187 202V203H186ZM208 200H207V202L205 203L206 205L208 204ZM234 202H237L236 203V205H235V203ZM54 203V202H53ZM174 203V202H173ZM186 204V205H190V208L191 209H193V211H195V212H193L192 210H190V208L188 209V211L186 210L187 209V207L188 206H185V205H183V204ZM233 203V204H232ZM240 203V204H239ZM256 203H259V208H258V211L256 210V212H258V215H257V213L255 212V210L254 209H257V204ZM2 204V205H1ZM32 204V206H30ZM79 204V205H78ZM193 204V205H192ZM197 204V203H196ZM208 204V206H206V209H205V206H204V208H202V207H198L199 208V210H200V213H201V211H202V209H203V211H205V210H209V211H207V212H211L210 211V207H211V210H213L212 209V206L211 205H209ZM237 204H239V205H237ZM255 204V205H254ZM4 205V206H3ZM28 205V206H27ZM74 205H76V206H74ZM228 205H229V207H228ZM230 205L232 206L231 208H230ZM254 205V209L252 208V206ZM260 205H261V207H260ZM3 206V207H2ZM39 206V205H38ZM66 206V207H67ZM79 206V207H78ZM185 206V207H184ZM237 206V209L236 210H234V212H232V210L231 209H233V208H235ZM12 207H14V208H12ZM74 207H78V208H74ZM104 207V206H103ZM226 207H228V208H226ZM239 207V208H238ZM247 209H246V208ZM33 208L35 209V210H33ZM67 208V209H68ZM196 208H197V205H196ZM230 208V209H229ZM252 208V209H251ZM29 209V210H28ZM40 209V210H39ZM68 209V210H69ZM81 209V210H80ZM99 209H101L100 207L98 208V210ZM205 209V210H204ZM245 209V210H244ZM262 209H264V208H262ZM16 210L18 211L17 212V215L15 214L16 213ZM190 210V211H189ZM229 210H230V214H229ZM246 210H253L252 211V213H249L250 211H248V213L246 212ZM13 211H15V212H13ZM40 211V212H39ZM121 211V210H120ZM218 211V212H217ZM12 212V213H11ZM46 212H47V214H46ZM85 212V211H84ZM88 213H86V217L85 216H83L82 215V212L79 214L78 212L76 213V214H74L73 212L72 213H70V211H69V214H68V216L70 215V214H74V216L77 218H81L82 216H83V218L82 219H84V217H85V220L87 219V217L91 214V212L92 211H90V210H88L87 211ZM125 212V211H124ZM198 212V213H197ZM207 212H205V213H207ZM226 212H227V214H226ZM255 212V213H254ZM51 213V214H50ZM85 213H83V214H85ZM99 213V212H98ZM130 213V212H129ZM129 213H123L122 211H121V214L123 215V217H125L124 219H126L127 217L129 218V219H126L125 221H127V224H128V226L133 230L134 228H136V220H135V218H133L131 215V213L129 214ZM202 213H204V212H202ZM204 213V214H205ZM260 213V214H259ZM79 214V216H76V215H78ZM127 214H129V215H127ZM193 214V215H194ZM225 214H226V216H225ZM233 214V215H234ZM243 214L240 216V217H242L243 216ZM254 216H253V215ZM37 215V214H36ZM35 215V216H36ZM45 215H47V216H45ZM65 215H67V214H65ZM88 215V216H87ZM100 215V214H99ZM125 215H127V217L125 216ZM233 215H231L232 216V218H233ZM237 215V214H236ZM236 215H234V216H236ZM239 215H238V217H239ZM45 216V217H44ZM81 216V217H80ZM130 216V217H129ZM222 216H223V218H222ZM231 216H230V218H231ZM253 216V217H252ZM4 217H7L8 218V220L6 219V218H4ZM10 217H12V215H10ZM19 217V218H18ZM44 217V218H43ZM70 218H68V219H70V221L71 222H73L72 220L73 219H75V221L76 220H78V219H76L75 217L73 218V216H69ZM237 217V216H236ZM236 217H234V218H236ZM240 217L238 218L239 220H240ZM244 217H242V218H244ZM49 218V219H48ZM231 218V219H232ZM5 220L6 221V223L8 224V225H6V223L4 222V221H2V220ZM53 219V220H52ZM228 219H229V217H228ZM237 219V218H236ZM245 219V220H246ZM262 219V218H261ZM39 220V221H38ZM47 220H50V223H49V221L47 222ZM264 220V219H263ZM23 222V225H22V222ZM5 224H4V223ZM12 222V223H11ZM41 222L43 223V222H47L46 224L48 225H44V224H41ZM65 224H64V223ZM70 222V223H71ZM149 222V221H148ZM152 224H151V226L150 227H152V225H153V223H154V221L152 220V218H151V221H150ZM150 222H149V224L148 225H150ZM14 223V224H13ZM18 223V224H17ZM21 223V224H20ZM77 223V222H76ZM10 224V225H9ZM51 224H52V226L54 225L55 226V228H53L52 226H51ZM7 227H6V226ZM19 225V226H18ZM23 227H22V226ZM62 225H64L66 228H67V226H68V232H66L67 231V229L65 230V228L62 226ZM67 225V226H66ZM72 225H74V226H76V224L73 222L72 223ZM4 226V227H3ZM9 226H10V230H9ZM11 226H14V228L12 227L11 228ZM28 226V228H26V227ZM71 226V227H70ZM7 229H6V228ZM37 227V228H36ZM43 227V228H42ZM48 227V228H47ZM59 227V228H58ZM69 227L71 228L70 230L72 231H69ZM153 227H154V225H153ZM39 228V229H38ZM45 228H47V229H45ZM56 228H57V230L58 229H60V230H56ZM11 229H12V231H13V229H15V231H13V233H12V231H11ZM17 229V230H16ZM19 229V230H18ZM21 229H22V231H24V232H22L21 231ZM27 229V230H26ZM49 229H53V231H54V229H55V231L54 232H52L51 230V232L49 231ZM63 229V231L66 233H62L63 231H61ZM112 229H114V230H112ZM230 229V228H229ZM30 230V231H29ZM36 230V232H38ZM47 230V231H46ZM74 230V231H73ZM110 230V231H109ZM8 231H10L9 233H8ZM16 231H21L20 232V234L18 233V232H16ZM41 231H45L46 233H44V232H41ZM116 231H119V229L117 228V230ZM30 232H32V233H30ZM59 232H61L62 233V235L59 233ZM4 233V234H3ZM18 235H17V234ZM23 233V235H22V237H21V234ZM24 233H26V236L27 237H25V234ZM53 233H56V235H53ZM57 233H59V234H57ZM69 233H72L73 235H72V243H73V240H75V242H76V239H78L77 240V242L75 243H73L74 245H71L72 243H70L71 241V239L70 240H68V236L70 237L71 236V234H69ZM109 233H111L110 235H109ZM117 233V232H116ZM5 234H6V236H5ZM13 236H12V235ZM30 234H34L35 235V237L33 238L32 237V235H31V237H30ZM43 234H45V236L43 235ZM14 235H16V236H14ZM49 235H52V236H50L53 240V242L54 243H52V241H50L51 239H50V237H49ZM64 235V236H63ZM68 235V236H67ZM114 236V238L113 239H111L112 237H109V236ZM9 236V237H8ZM18 236H20V237H18ZM39 236L42 238V241H38V239H39ZM44 238H43V237ZM56 236H59L58 238H60L59 240H61V239H64V237L67 239V242L66 241H62L63 242V244L62 245H60L59 244V246L57 245L58 244V242H57V240L55 239V237ZM67 236V237H66ZM108 236V237H107ZM3 237H4V239H3ZM38 237V238H37ZM48 237V239L47 240H45L46 238ZM62 237V238H61ZM124 237V236H123ZM158 237V238H157ZM11 238V239H10ZM31 240H30V239ZM57 238V237H56ZM71 238V237H70ZM111 239V242H108L107 240H110ZM251 238V237H250ZM22 239H25V241L24 240H22ZM27 239V240H26ZM96 239V240H95ZM105 239V240H104ZM107 239V240H106ZM151 239L153 240V239H155V240H153L154 242L156 241V246L155 247H158L159 246V244H158V242L160 241L161 242V237H159V236H155V237H151ZM150 239V240H151ZM245 239H248L247 240V242H246V240H245V242H246V244H248L247 246H248V248H250V246L251 245H253V244H256V245H254L253 246V249L255 250V251H258V247L256 248V246H258L257 245V243H254V242H256L253 238H251V239H249L248 237L246 238L245 237ZM2 240V241H1ZM33 240V241H32ZM36 240V242L35 243H37V245L35 244V245H33V243H34V241ZM40 240V239H39ZM46 241V242H44L43 243V241ZM49 240V241H48ZM58 240V241H59ZM119 240V241H118ZM249 240H250V242H249ZM252 240V241H251ZM22 241V242H21ZM31 241V242H30ZM38 241V242H37ZM70 241V242H69ZM214 241V240H213ZM28 242V243H27ZM31 243V247L32 248H30V243ZM33 242V243H32ZM42 242V243H41ZM51 242V243H50ZM55 242H57V244L55 245ZM59 242H61V241H59ZM68 242H69V245H70V247L69 246H67V244H68ZM81 242H82V240H81ZM100 242V243H99ZM102 242V243H101ZM249 242V243H248ZM252 242V243H251ZM23 243H25V244H23ZM64 243H65V246H64ZM104 243H106V244H104ZM109 243V244H108ZM119 243V244H118ZM121 243V244H120ZM1 244H2V246H1ZM12 244V245H11ZM54 246H53V245ZM118 244V246H120V247H122V245H127L128 246V250L130 249H132L133 251L132 252H135V254L136 255H133V253L131 252V251H128V250H126L127 249V247H123L122 248V253H123V250H125L126 251V253L125 254H121V250L119 251V249H117L116 247H118V246H115V245H117ZM132 244V245H131ZM134 244V245H133ZM157 244H158V246H157ZM251 244V245H250ZM19 245H22L23 247H20ZM105 245V246H104ZM109 245V246H108ZM131 245V246H130ZM250 245V246H249ZM61 246H63V247H61ZM67 246V247H66ZM74 246V247H73ZM95 246V247H94ZM112 246H114V247H112ZM3 247V248H2ZM56 249H55V248ZM58 247V248H57ZM60 247V248H59ZM71 247H73L74 249L76 248V249H78V250H80L78 253L79 254H77V251L78 250H74L73 248H71ZM135 249H134V248ZM208 247V248H207ZM20 248H22V249H24L23 251L20 249ZM32 249L34 252H35V254H36V257H38V256H41L40 254H42V256H44L45 257V261H43V260H31L30 259V249ZM39 248V249H38ZM69 248L71 249V251H74L75 253H76V255H75V253H71L70 252V250H69ZM109 250H108V249ZM110 248H111V250H110ZM113 248V249H112ZM119 248V247H118ZM57 249H58V252H57ZM67 249V250H66ZM88 250V254L86 253L87 252V250ZM117 251H119V252H116L117 254H115V251L116 250ZM121 249V248H120ZM140 249V250H139ZM143 249H144V251H143ZM207 249H211V250H207ZM251 249H252V246H251ZM22 251V256H21V251ZM37 250H39V251H37ZM45 250H46V252H45ZM49 250H51V251H49ZM84 250H86L85 251V253H84ZM105 252H104V251ZM108 250V251H107ZM148 250V251H147ZM153 250H154V252H153ZM4 251V252H3ZM27 251H29V252H27ZM44 251V252H43ZM48 251V252H47ZM110 251H111V254H114V255H111L110 254ZM113 251V252H112ZM208 251V252H207ZM217 251H218V253H217ZM20 252V253H19ZM25 252V253H24ZM26 252H27V254H26ZM40 254H39V253ZM52 254H51V253ZM70 252V254L69 255H73L72 257L70 256L69 257V255H68V253ZM82 252V253H81ZM101 252H102V254H101ZM127 252H130V253H127ZM199 252L201 253V252H203V259H201L202 258V253L201 254H199ZM209 252L210 253H212V254H209ZM213 252H214V254H213ZM45 253V254H44ZM53 253H54V255H58V256H55V258H54V255H53ZM132 253V254H131ZM151 253V254H150ZM206 253V254H205ZM2 254H4V255H2ZM9 254H11V255H9ZM20 254V255H19ZM38 254V255H37ZM128 254L130 255V256H128ZM47 255H50V256H47ZM53 255V256H52ZM60 255V256H59ZM83 255H84V258L87 260H83L84 258H83ZM101 255H103L102 257H101ZM120 255V256H119ZM171 255V256H170ZM180 255V256H181ZM184 255V254H183ZM191 255V256H190ZM195 256V257H193V256ZM205 255H206V257H207V259H205L206 257H205ZM12 258H11V257ZM25 256V257H24ZM26 256H27V258H26ZM78 256V257H77ZM81 256V257H80ZM106 256V257H105ZM118 256V257H117ZM149 256V257H148ZM156 256V257H155ZM173 256V257H172ZM174 256L176 257V259H174ZM187 256H190V257H187ZM210 256H212V257H210ZM215 256V257H214ZM20 257H22V258H20ZM49 257L51 258V259H49ZM77 257V259H75ZM80 257V258H79ZM104 257H105V259H104ZM144 257V258H143ZM147 257V258H146ZM152 257V258H151ZM169 257V258H168ZM199 257V258H198ZM47 258V259H46ZM59 258H62L63 260H60ZM72 258H74V259H72ZM83 258V259H82ZM89 258H91V259H93L94 261L96 260V262H94L93 260H91V259H89ZM155 258V259H154ZM157 258V259H156ZM168 258V259H167ZM198 259V261L197 260H195V259ZM19 259H21V260H19ZM25 259V260H24ZM103 259V260H102ZM129 259V260H128ZM135 259V260H134ZM137 259V260H136ZM154 259V260H153ZM201 259V260H200ZM210 259V260H209ZM57 260V261H56ZM91 260V261H90ZM105 260V261H104ZM132 260V261H131ZM144 260V261H143ZM160 260V261H159ZM173 260H175V261H173ZM177 260V261H178ZM185 260H187L186 262H185ZM206 260V261H205ZM208 260V261H207ZM53 261V262H52ZM89 261V262H88ZM101 261V262H100ZM117 261H116V263H117ZM145 261H147V262H145ZM153 261V262H152ZM196 261V262H195ZM201 261V262H200ZM204 261V262H203ZM212 261V263L210 262V264H215L214 262ZM56 262V263H55ZM58 262H60V263H58ZM91 262V263H90ZM165 262V263H164ZM195 262V263H194ZM2 264V263H1Z\"/></svg>",
    "mask_w": 264,
    "mask_h": 264
}]
</instances>
